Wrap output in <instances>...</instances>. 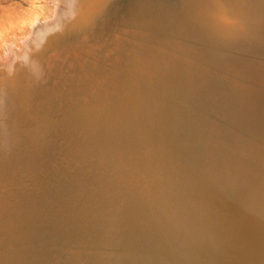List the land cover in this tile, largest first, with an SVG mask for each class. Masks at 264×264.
<instances>
[{
    "label": "rangeland",
    "instance_id": "1",
    "mask_svg": "<svg viewBox=\"0 0 264 264\" xmlns=\"http://www.w3.org/2000/svg\"><path fill=\"white\" fill-rule=\"evenodd\" d=\"M35 1V2H33ZM37 1V2H36ZM88 0H63V4H60V8L57 12V15L54 19L48 21V22H40L34 29V33L32 34V36L30 35L29 37H27L25 39V46H23L22 49H20L19 47L14 48V51L11 52L10 56V61H8V63L6 65H3L4 63L0 62V142H4L3 136L4 135H10L13 137V146H14V150L13 152L10 153H5V154H0V168L2 167L3 171H5L6 173V177L9 180L10 183H8L7 188L9 189L8 192H11L10 195H13L14 197H18V198H23L26 195V199H29L27 201L28 206L31 208V211L33 214L32 218L30 220V230L32 233H34L32 236L33 238V243L34 245H36V249L37 250H41V251H46V250H51V252H53V254L57 255L58 257H63L64 256V251L67 250L69 248V250L66 253H70V251H76L77 253L81 252V249L83 250L84 246L86 244H88L89 242H95L98 241L97 238L100 239L103 236H105V233L107 232L108 228L110 227L111 223L116 225H120L123 224V222H127L130 218H134V220H137L136 222H138L140 224L139 227V231L141 233L142 239H144V241L148 244V242L152 239L155 238L157 239V236H161L163 237V232H160L162 229L159 230V228H163V226H165L166 228H168L167 232L164 231V233L166 234L165 236L170 239V243L172 248L175 250V253L180 255V254H185L186 256H190L193 246H201V247H206L209 246V244H211L212 242V236L213 233L215 231V222L218 221V217L219 219H221V215L222 213L225 211L224 209V203L223 200L221 201V199L219 198V201L217 198H201V202L202 204H200L202 206V208L204 207V210L207 211V218L208 221H204L201 215H189L187 214L191 221H189L186 217L185 214L183 215L184 210L179 208L178 203H174V201L172 199H170V191H171V187L173 186L172 183L176 186V185H182L186 183V181L189 180H203L202 182H204L205 184L210 183L212 181H224V180H228L234 183L237 178V182L236 184L234 183V186H241V189L243 190V193L245 194L244 197H242V203L238 208L236 209L237 213V217L238 219H240V223L245 225V221L247 219H249V215H252L253 213L249 212V211H253L254 209L252 208V204L249 203L250 201V197L252 198H256L255 200L262 201L264 200V192L262 194V191H264V174H263V170H264V35L261 36V34H264V30L262 31V29H264V27L262 28V26L264 25V17H262V15L264 16V0H244L248 2L245 6V9L243 8L242 11H237V13L235 12V15H233L234 13L230 10H226L222 11L225 12V14L223 13V16L220 17L221 21L223 23H225V25H238L241 37L243 36L245 39L244 42L247 41L246 44L243 43H236L237 39L235 43L232 41L230 42V44H226V48L222 45L218 47H216V51L217 54L223 55L224 53H227V55L232 57V60L229 65V67L223 72H219L216 73L213 77H212V82H210V80L207 82H201V81H197L199 80L197 77V70L200 69H205L208 67L206 64V61L202 58V54L201 52L203 51V42L202 41H198V37L197 34L199 33V29H198V22L201 20H203V17H207V16H214L211 13L209 14V12H206V10L202 8H187L186 6L180 5L181 3L183 4L184 1L186 0H147V1H142L141 4L136 5V1L132 0L127 3V1L125 2V4H123L121 7H119V2L121 0H109L106 4H104L103 7L100 6H94L93 3L91 2H87ZM125 1V0H124ZM149 1V2H148ZM178 4H177V2ZM259 3H256V2ZM262 1V2H261ZM38 0H0V45H2V43L5 42H9L12 39V35L13 34H18L19 36L22 34L23 31V26L26 23H28V21L30 22L35 13H37V10L39 9V4H38ZM147 2V3H146ZM250 2H253L250 4ZM34 3H36L34 5ZM139 3V2H138ZM261 3V4H260ZM126 4H128L126 6ZM133 4V5H132ZM145 4L146 7H143ZM151 4V5H150ZM162 4V5H161ZM250 4V5H249ZM65 5V6H64ZM117 5V6H116ZM130 5V6H129ZM150 5V6H149ZM157 5V6H156ZM165 5V6H164ZM167 5V6H166ZM179 5V6H178ZM253 5V6H252ZM257 7H255V6ZM115 6V7H114ZM126 6V8H125ZM129 6V7H128ZM141 6V7H140ZM262 6V7H261ZM64 7V8H63ZM118 7V8H117ZM128 7V8H127ZM143 7V8H142ZM255 7V8H254ZM37 8V9H36ZM113 8V10H112ZM116 11H114L115 9ZM164 8V9H162ZM171 8V9H170ZM183 8V9H182ZM185 8V9H184ZM251 8H254L253 10ZM259 8V9H257ZM75 9V10H74ZM127 9V11H126ZM130 9V10H129ZM144 9V10H143ZM152 9V10H151ZM178 9V10H176ZM249 9V10H247ZM251 9V10H250ZM164 10V11H163ZM201 10V11H200ZM263 13H261L262 11ZM123 11V12H122ZM155 11V12H154ZM252 11V12H251ZM254 11H258L260 12V16L259 14H257ZM127 12V13H126ZM184 12V13H183ZM241 14H240V13ZM250 12L252 15H250ZM195 13V14H194ZM200 13V14H199ZM232 16H231V14ZM249 13V14H247ZM127 14V17H126ZM153 14V15H152ZM229 17H228V15ZM136 15V16H135ZM158 15V16H157ZM199 15V16H198ZM201 15V17H200ZM237 15V16H236ZM240 15V16H239ZM247 15V16H246ZM256 15V16H255ZM109 16V17H108ZM121 16V17H119ZM177 16V18H176ZM185 16V17H184ZM234 16L235 18L238 17V19L236 18L235 21L239 22L236 23L234 21ZM252 16V17H251ZM117 19V21L114 20L112 21V19ZM126 17V18H125ZM156 17V18H155ZM199 17V18H198ZM228 17V18H227ZM242 17V18H241ZM259 17V18H258ZM155 18V19H154ZM158 18V19H157ZM185 18V19H183ZM194 18V19H193ZM232 18V19H231ZM111 19V20H110ZM120 19V20H119ZM130 19V20H129ZM151 19V20H150ZM199 21H197V20ZM191 20V21H190ZM226 20V21H225ZM250 20V21H249ZM111 21V24L113 22L112 25H115V27H118L119 25L122 27V30L125 26L126 30L125 32V36L123 38V41H116L112 46L110 51H107V55L106 51L105 55H103V57H100L99 62H98V71L96 73V75H100L99 76H95V80L93 83H90L89 85H86L85 81H84V75L82 74L83 70H81L78 61L79 59L76 58V47H80L82 45V43H93L92 40L97 39V36L99 34V36L101 37V31L103 24H105L106 22ZM153 27H151V25H149L150 23ZM165 21V22H164ZM169 21V22H168ZM184 21V23L182 22ZM257 21V22H256ZM161 22V23H160ZM171 22V23H170ZM179 22V23H178ZM243 22V23H242ZM251 22V23H250ZM59 23V24H58ZM127 23V24H125ZM145 23V24H144ZM149 23V24H148ZM155 23V24H154ZM194 23V24H193ZM235 23V24H234ZM240 23L242 25V28L240 29ZM245 23L247 25H245ZM249 23V24H248ZM260 23V24H259ZM110 24V22H109ZM123 24H125L123 26ZM154 24V25H153ZM157 24V25H156ZM162 24V25H161ZM177 24V25H176ZM56 25V27H55ZM130 25H134V26H130ZM139 25V26H137ZM149 25V26H148ZM164 25V26H163ZM181 25V26H180ZM156 26V27H155ZM180 29H176V28ZM191 26V27H190ZM194 26V27H193ZM257 26V27H256ZM260 26V28H259ZM133 27V28H132ZM159 27V28H158ZM183 27V28H182ZM246 27V28H245ZM255 27V28H254ZM128 28V29H127ZM150 28V29H148ZM156 28V29H155ZM157 28H158V32H157ZM244 28V29H243ZM262 28V29H261ZM136 29V30H135ZM151 29H153V32ZM183 29V30H182ZM185 29V32H184ZM193 29V30H192ZM256 29V30H255ZM83 30V31H82ZM130 30V31H128ZM133 30V32H132ZM172 32H171V31ZM176 30H179L176 32ZM187 30V31H186ZM243 30V31H242ZM244 30H248L246 32H244ZM257 30H259L258 32H260L261 34H259L257 32ZM140 31H144L140 34ZM150 34H148L149 32ZM154 31H156L157 33H155ZM253 31V32H252ZM21 32V33H20ZM138 32V33H137ZM147 32V33H146ZM161 32V33H160ZM163 32V33H162ZM165 32V33H164ZM185 34H182V33ZM187 32V33H186ZM243 32V33H242ZM256 32V33H254ZM155 36V34H161L157 35V38L153 36V34ZM188 33H191L188 35ZM196 35H195V34ZM248 33V34H247ZM258 33V34H257ZM133 34V35H131ZM138 34V35H137ZM140 34V35H139ZM145 34V35H144ZM166 34V35H164ZM172 35L171 37L168 35ZM175 34H180L181 36L177 35L178 38H180L178 40V38L175 36ZM256 34V35H255ZM59 35V36H58ZM138 37H137V36ZM147 35L148 39L150 38V41L147 39ZM175 37H174V36ZM187 37H184V36ZM252 37H251V36ZM98 36V37H99ZM133 36V37H132ZM136 36V38H135ZM152 36V37H150ZM162 39L168 40L164 41L162 39H158L160 37ZM248 36V38L246 37ZM257 36V37H256ZM259 36V37H258ZM263 38L261 39L260 38ZM125 37H128L127 39L130 40L131 42H129L128 40L124 41ZM130 37V38H129ZM173 37V38H172ZM194 37V38H193ZM250 37V38H249ZM255 37V38H254ZM95 38V39H94ZM137 38L139 40L140 38V42L137 41ZM155 40H154V39ZM167 38V39H166ZM253 38V39H252ZM260 38V40H259ZM86 39V40H85ZM136 39V40H135ZM143 40V43L141 44V40ZM255 39V40H254ZM257 39V40H256ZM152 40V41H151ZM156 40H158L156 42ZM162 42H161V41ZM175 40V42L173 41ZM177 40V41H176ZM105 41V40H104ZM103 41V42H104ZM135 41V42H134ZM148 41V42H146ZM173 41V43L171 42ZM263 41V43H262ZM113 42V41H112ZM111 42V43H112ZM131 44H129V43ZM160 42V43H158ZM165 42V43H164ZM117 43V44H116ZM128 43V44H126ZM140 43V44H139ZM146 43H148L147 45H145ZM167 43V44H166ZM170 43V44H169ZM175 43V44H174ZM232 43V44H231ZM262 43V44H261ZM135 44V46H134ZM137 44V45H136ZM163 44V46L161 45ZM174 44V45H173ZM202 44V45H201ZM234 44V45H233ZM37 45V46H36ZM43 45V46H42ZM73 45V46H72ZM130 45V46H129ZM142 45V46H141ZM166 45H168V47H166ZM232 45V46H229ZM237 45V46H236ZM127 46V47H126ZM138 46V47H137ZM147 46V47H146ZM228 46V47H227ZM41 50H40V48ZM116 47V48H115ZM124 47V48H123ZM142 47V49H140ZM145 47V48H144ZM161 47V48H159ZM167 51H166V49ZM124 53H122L121 51ZM128 48V49H126ZM135 48V50H134ZM138 48V51H137ZM158 48V49H157ZM171 48V49H169ZM218 48V49H217ZM225 48V49H224ZM146 51H145V50ZM156 49V50H155ZM162 49V51H161ZM224 49V50H223ZM27 50V51H26ZM120 53H119V51ZM125 50V51H124ZM130 50V51H129ZM177 50V51H176ZM221 50V51H220ZM38 53H37V52ZM40 51V52H39ZM97 54H100V50H97ZM127 51V52H126ZM158 51V52H156ZM44 52V53H43ZM50 52V53H49ZM108 52H112V53H108ZM135 52V54H134ZM136 52L137 55H136ZM145 52V54H144ZM155 52V53H154ZM160 52L162 53L161 56ZM170 52V54H169ZM175 54H173V53ZM37 53V54H36ZM40 53V54H39ZM102 53L100 55H102ZM116 53V54H114ZM129 55H128V54ZM133 53V54H132ZM158 53V56L157 54ZM165 55H164V54ZM181 53V54H180ZM244 53V54H243ZM118 54V55H117ZM122 54V55H121ZM125 54V55H124ZM127 54V55H126ZM142 54V55H141ZM175 56V58L173 59L172 56ZM177 54V55H176ZM50 55V56H49ZM60 55V56H58ZM107 55V56H106ZM116 55V56H115ZM132 59H131V57ZM139 55V56H138ZM146 55V56H143ZM155 56V58L159 61H161L163 59V62L157 64L156 65H149V62H146L145 60L147 59V56ZM263 55V56H262ZM143 56V58H142ZM163 56V57H162ZM165 56V57H164ZM201 56V57H200ZM241 56V57H240ZM261 56V57H260ZM62 57V58H61ZM106 57L108 59H106ZM116 57V58H115ZM129 59H128V58ZM139 57V59H138ZM178 57V59H176ZM233 57H237V58H233ZM240 57V58H239ZM255 57V58H254ZM59 58V60H58ZM114 58V59H113ZM118 58V59H117ZM145 58V59H144ZM159 58V59H158ZM166 58V60H165ZM245 58V59H244ZM247 58V59H246ZM251 60H249V59ZM252 58V59H251ZM262 58V59H261ZM39 59V60H38ZM47 59V60H46ZM55 59V60H54ZM105 59V60H104ZM126 59V60H125ZM136 59V60H135ZM176 59V60H175ZM186 59V60H184ZM243 59V60H242ZM57 60V61H56ZM64 60V61H63ZM112 60V61H111ZM142 60V61H141ZM172 60V61H171ZM195 60H199V64H197V61ZM237 62H235V61ZM242 60V61H241ZM245 60V61H244ZM36 63H35V62ZM48 61V62H47ZM108 64H107V62ZM115 61V62H114ZM120 61V62H119ZM123 61V62H122ZM134 61H136L134 63ZM139 61V62H138ZM174 61V62H173ZM176 61V62H175ZM182 61L184 63H182ZM248 61V62H247ZM102 62V63H101ZM106 62V63H105ZM118 62V64H117ZM127 62V63H126ZM131 62V63H129ZM140 64H138V63ZM145 62V64L147 65H143V63ZM166 62V64H165ZM169 62V63H167ZM178 62H180V65L178 64ZM250 62V63H249ZM260 63V65H258ZM13 63V64H12ZM32 63L31 66H29ZM52 63V64H51ZM115 63V64H114ZM121 63V64H119ZM125 63V64H124ZM173 63V64H172ZM186 63V64H185ZM188 63V64H187ZM240 63V64H239ZM10 64H12L10 66ZM40 64V65H39ZM48 64V65H47ZM69 64V65H68ZM100 64V65H99ZM104 64V65H103ZM112 64V66L110 65ZM117 64V65H116ZM139 66H138V65ZM165 64V65H163ZM168 64V66H167ZM185 64V65H182ZM232 64V65H231ZM106 65V66H105ZM114 65H116V67L114 68ZM120 65V66H118ZM135 65V66H134ZM161 65H163L165 68L163 69V66L161 67ZM171 65V66H170ZM173 65V66H172ZM188 67H187V66ZM234 65V66H233ZM238 65V66H237ZM240 65V66H239ZM6 66L5 68L1 69L2 67ZM53 66V67H52ZM73 66V67H72ZM84 66V65H82ZM102 66V67H101ZM108 66V68H107ZM111 68H110V67ZM141 66V67H140ZM151 66V68L148 69V67ZM153 66V67H152ZM200 66V67H198ZM259 66V67H258ZM70 67V68H69ZM72 67V68H71ZM138 67V68H137ZM147 67V68H146ZM156 67V68H155ZM169 69V71L167 70V68ZM174 69H173V68ZM187 67V68H185ZM66 68V69H65ZM84 68V67H83ZM104 68V70H103ZM120 68V69H118ZM137 68V69H136ZM140 68V69H139ZM178 68V70L176 69ZM184 68V69H183ZM215 68V67H213ZM231 70H230V69ZM259 68V69H258ZM61 69V70H60ZM71 69V70H70ZM74 69V70H73ZM85 69V68H84ZM101 71L100 73V70ZM116 69V71H115ZM124 69V70H123ZM147 69V70H146ZM157 69V70H156ZM161 69V71H160ZM166 69V70H165ZM187 71H186V70ZM4 70V71H3ZM107 70V71H106ZM119 70V72H117ZM122 72H121V71ZM132 70V71H131ZM159 70V71H158ZM163 70V71H162ZM172 70V72H171ZM177 70V71H176ZM217 70V69H216ZM230 70V71H229ZM27 71V72H26ZM74 71V72H73ZM127 71V72H126ZM131 71V72H130ZM140 71V72H139ZM154 74H153V72ZM255 71V72H254ZM259 71V72H258ZM22 72V73H21ZM66 72V75H65ZM103 72V73H102ZM115 72V73H114ZM143 72V73H141ZM149 72V73H148ZM152 72V73H151ZM158 72V73H157ZM166 72V73H165ZM213 72H215V70H213ZM257 72V73H256ZM6 73V74H5ZM60 75H59V74ZM106 73V74H104ZM111 73V74H110ZM117 73V75H115ZM121 73V74H120ZM131 73V74H130ZM161 73L163 74L162 77ZM254 73V74H253ZM259 73V75H258ZM263 73V74H262ZM58 74V75H57ZM68 74V75H67ZM122 76H120V75ZM150 74V75H149ZM158 74V75H156ZM178 74V75H177ZM194 74V75H193ZM224 74V75H222ZM108 75V76H107ZM139 75H141L142 77H140ZM144 75V76H143ZM193 75V76H192ZM257 75V76H255ZM71 76V77H70ZM82 76V77H81ZM112 76V77H111ZM115 76V78H114ZM117 76V77H116ZM119 76V77H118ZM127 76V77H126ZM146 76V77H145ZM150 76L152 78H150ZM155 76V77H154ZM158 76V77H157ZM176 76V77H175ZM186 76V77H184ZM189 76V77H187ZM195 76V77H194ZM217 78H216V77ZM220 76V77H218ZM223 76V78H222ZM259 76V77H258ZM62 77H64L62 79ZM66 77V78H65ZM76 77V78H75ZM103 79H102V78ZM105 77V78H104ZM109 77V78H108ZM145 77V78H144ZM149 80H148V78ZM154 77V78H153ZM176 79H175V78ZM215 77V78H214ZM224 77H226V79H224ZM47 78V79H46ZM80 78V80H79ZM108 78V79H106ZM114 78V79H113ZM126 78V79H125ZM142 78V79H141ZM160 78V79H159ZM174 78V79H173ZM184 78V79H183ZM196 78V79H195ZM255 78V80H253ZM257 78V80H256ZM260 78V79H259ZM4 79V80H3ZM69 79V81H68ZM76 79V80H75ZM99 79V80H98ZM113 81H111V80ZM144 79V81H143ZM172 79V80H171ZM189 79V80H187ZM195 79V80H193ZM216 79V80H215ZM224 79V80H223ZM262 79V80H261ZM104 80V82H103ZM107 80V82H106ZM116 80V81H115ZM118 80V81H117ZM152 80V82H151ZM154 80L156 82H154ZM160 80V81H158ZM167 80V82H166ZM181 82H179V81ZM185 80V82H184ZM215 80V81H214ZM223 80V81H221ZM253 80V81H252ZM5 81V83H4ZM80 83H79V82ZM101 84H100V82ZM110 84L111 82L113 84ZM125 81V82H124ZM150 81V82H149ZM158 81V82H157ZM172 83V86L170 85V83ZM173 81V82H171ZM184 83H183V82ZM218 81V83L220 84V86H217L218 83H216ZM226 84H225V82ZM260 81V82H259ZM76 82V84H75ZM96 82V83H95ZM106 82V84H105ZM119 82V83H118ZM123 82V84H122ZM138 82V83H137ZM154 82V83H153ZM176 82V83H174ZM188 82V83H187ZM194 82V83H193ZM196 82V83H195ZM223 84H222V83ZM229 82V84H228ZM251 82H254L253 84ZM258 82V83H256ZM47 83V84H46ZM63 85H62V84ZM65 83V84H64ZM84 83V85H83ZM104 83V86H103ZM120 83L122 85H126L127 88L123 89L126 86H122L120 85ZM137 83V84H136ZM141 83V84H140ZM158 83V84H157ZM166 83V85H164ZM183 83V84H182ZM202 83H205L204 85H202ZM210 83V85H209ZM212 83V84H211ZM215 83V84H214ZM46 84V85H45ZM75 84V85H73ZM97 84V85H96ZM110 86H109V85ZM117 84V85H116ZM139 84V85H138ZM145 84V85H144ZM176 84H178L176 86ZM189 84V85H188ZM198 84V85H197ZM201 84V85H200ZM208 84V85H207ZM225 84V85H224ZM252 84V85H251ZM260 84V85H258ZM263 84V85H262ZM6 85V86H4ZM101 85V86H100ZM138 85V86H137ZM147 85V86H146ZM152 88H151V86ZM155 85V86H154ZM175 85V86H173ZM180 85V88H179ZM200 85V87H199ZM212 85V86H211ZM214 85V86H213ZM224 85V86H223ZM240 85V86H239ZM256 85V86H255ZM20 86V87H19ZM45 86V87H44ZM48 86V87H47ZM78 86V87H77ZM95 86V87H94ZM114 86V87H113ZM134 86V87H133ZM142 86V87H141ZM158 86V88H157ZM163 86V87H162ZM171 87V88H168ZM185 86V87H184ZM208 86V89H207ZM216 86V87H215ZM242 86V88H241ZM248 86V87H247ZM252 86V88H251ZM255 86V87H254ZM260 86V87H259ZM105 87V88H103ZM118 87V88H117ZM122 89H119V88ZM148 87V90L146 89ZM156 87V89H155ZM210 87V88H209ZM213 87V89H212ZM219 87V89L217 88ZM237 87V88H236ZM239 87V88H238ZM244 87V88H243ZM250 87V88H249ZM41 88V89H40ZM43 88V89H42ZM96 88V89H95ZM106 89L105 90H101V89ZM114 88V90L112 89ZM118 90H117V89ZM132 88V89H131ZM144 88V89H143ZM165 88V89H162ZM176 88V89H175ZM202 88V89H200ZM226 88V90H225ZM260 88V89H259ZM3 89V90H2ZM15 89V90H14ZM45 89V90H44ZM49 89V90H48ZM100 89V90H99ZM108 89V91H107ZM111 89V90H110ZM142 89V90H141ZM163 91H162V90ZM168 89V90H166ZM185 89V90H184ZM196 89V90H195ZM207 89V90H206ZM211 89V90H209ZM216 89V90H215ZM222 89V90H221ZM228 89V90H227ZM236 89V90H235ZM241 89L239 92L238 90ZM259 91H258V90ZM5 90L7 92H5ZM38 90V91H37ZM92 90V91H91ZM98 90V91H97ZM116 90V91H115ZM124 90V91H123ZM125 93V91H127ZM133 90V91H132ZM146 90V92H144ZM164 90H166L164 92ZM188 90V91H187ZM199 90V91H198ZM206 90V91H205ZM219 90V91H218ZM251 90L253 92H251ZM258 93H257V91ZM2 91V92H1ZM4 91V92H3ZM27 91V92H25ZM104 94H103V92ZM110 91H115L110 93ZM156 91V92H155ZM162 91V92H161ZM178 91V93H177ZM180 91V92H179ZM197 91V92H196ZM208 91V92H207ZM212 91V92H211ZM46 92V93H45ZM67 92V93H66ZM132 92V93H131ZM140 92V94H138ZM144 92V93H143ZM149 92V93H148ZM183 92V95H181V93ZM192 92V93H191ZM207 92V93H206ZM211 92V93H210ZM218 92V93H217ZM221 92V93H220ZM242 92V93H241ZM5 93V94H4ZM11 93V94H10ZM18 93V94H17ZM21 93V94H20ZM26 93V94H25ZM45 93V95H44ZM49 93V94H48ZM72 93V94H71ZM108 93V94H107ZM135 93V95H134ZM137 93V94H136ZM180 93V94H179ZM202 93V94H201ZM205 95H204V94ZM215 93V94H214ZM233 93V95L231 94ZM240 93V95H239ZM20 94V95H19ZM48 94V95H47ZM67 94V95H66ZM115 94V95H114ZM125 94V95H124ZM131 96H128L130 95ZM173 96H172V95ZM175 94V95H174ZM189 94V95H187ZM196 96H195V95ZM211 94V95H210ZM218 94V95H216ZM220 94V95H219ZM227 94V95H225ZM230 94V95H229ZM238 94V95H237ZM245 94V95H244ZM255 94V95H254ZM38 95V96H37ZM64 97H63V96ZM75 95V96H72ZM99 95V96H97ZM102 95V97H100ZM141 97H140V96ZM164 96L163 97H161ZM181 98H179V96ZM242 95V96H241ZM244 95V96H243ZM253 97H252V96ZM20 96V97H19ZM83 96V98H81ZM104 96L106 97V99L104 98ZM114 96V97H112ZM118 96V97H117ZM121 96V97H120ZM133 96V97H132ZM143 96H145L143 98ZM148 96V97H147ZM189 96V97H188ZM198 96V97H197ZM209 96V97H208ZM213 96V98H212ZM216 96V97H215ZM218 96V97H217ZM223 98H222V97ZM229 96V97H227ZM236 96V97H235ZM239 96V97H238ZM250 96V97H249ZM19 99H18V98ZM37 97V98H36ZM48 97V98H47ZM55 97V98H54ZM75 97V98H74ZM129 97V98H128ZM138 97V98H137ZM151 97V98H150ZM155 97V98H154ZM171 97V98H170ZM183 97V98H182ZM194 97V98H193ZM196 97V98H195ZM232 97V98H230ZM257 97V98H256ZM2 98V99H1ZM12 98V99H11ZM22 98V99H21ZM69 98V99H68ZM128 98V99H127ZM133 98V99H131ZM135 98V99H134ZM165 98L167 100H165ZM178 98V99H177ZM188 98V99H187ZM191 98V99H190ZM216 98V99H214ZM220 98H222L220 100ZM236 98V99H235ZM255 98V99H254ZM6 99V100H4ZM31 99V101H30ZM41 99V100H40ZM44 99V100H43ZM62 99V100H60ZM64 99V100H63ZM67 102H66V100ZM73 99V100H71ZM75 99V101H74ZM101 99V101H99ZM105 99V100H104ZM111 99V100H110ZM123 99V100H122ZM128 101H126V100ZM129 99L132 100L129 103ZM139 100V101H135V100ZM144 99V100H143ZM155 99V101H154ZM164 99V100H163ZM169 99V100H168ZM195 99V102H194ZM198 99V100H197ZM209 99L211 102H209ZM219 99V100H217ZM231 99V100H230ZM234 99V100H232ZM252 99V100H251ZM13 100V101H12ZM46 100V101H45ZM81 100V101H80ZM108 100V102L106 101ZM116 100V101H115ZM122 100V101H120ZM163 100V101H162ZM185 102H184V101ZM225 100V101H224ZM259 100V101H258ZM25 101V102H23ZM42 101V102H41ZM57 102V104H55ZM64 101V102H62ZM69 101V102H68ZM73 101V102H72ZM78 103H77V102ZM91 101V102H90ZM94 103H93V102ZM115 101V102H114ZM193 101V102H192ZM217 101V102H216ZM220 101V102H219ZM224 101V103L222 102ZM227 101V103H225ZM229 101V103H228ZM17 102V103H16ZM30 102V103H29ZM55 102V103H54ZM62 102V103H61ZM114 102V103H113ZM122 102V103H120ZM133 104H132V103ZM146 102V104H145ZM177 102V103H176ZM180 102V103H178ZM187 102V103H186ZM192 102V104H191ZM221 104H219V103ZM239 102V103H238ZM35 103V104H34ZM41 103V104H40ZM50 107H49V104ZM54 103V104H53ZM66 103V104H65ZM77 103V104H76ZM91 103V104H90ZM100 103V105H98ZM119 103V104H118ZM127 103V104H126ZM140 103V105H139ZM159 105H157V104ZM175 103V104H174ZM180 107H178V104ZM217 103V104H215ZM232 103V104H230ZM32 104V106L30 105ZM34 104V105H33ZM65 106H64V105ZM70 104V107H68ZM73 104V105H71ZM76 104V105H74ZM112 104V105H111ZM135 104V105H134ZM142 104V105H141ZM156 104V105H154ZM165 104V105H164ZM169 104V105H167ZM186 104V105H185ZM226 104L227 107L225 106ZM240 106H237V105ZM255 104V106H254ZM5 105V106H4ZM42 105V106H41ZM47 105V107H46ZM80 105V106H79ZM90 105V106H89ZM122 105V106H121ZM123 105H126V107ZM149 105V106H147ZM161 105V106H160ZM171 105V107H170ZM188 105V106H187ZM261 105V106H260ZM25 106V107H24ZM53 106V107H52ZM58 106V107H57ZM59 106L60 109L59 110ZM74 106V108H73ZM100 106V107H99ZM106 106V107H105ZM119 106V107H118ZM130 108L129 110L127 109ZM142 108H141V107ZM148 108H147V107ZM151 106V108H150ZM176 106V107H174ZM183 106L184 109H183ZM210 106V107H209ZM225 106V109H224ZM232 106V108H231ZM28 107V108H27ZM35 107V109H34ZM40 107V108H39ZM69 108V110L67 108ZM80 107V109L78 108ZM112 107V108H111ZM121 107V108H120ZM125 109H123V108ZM135 107V108H134ZM146 109H145V108ZM188 107V108H187ZM259 107V108H258ZM32 108V109H31ZM53 108V109H50ZM56 108V109H55ZM66 108V109H65ZM72 108V110L70 109ZM119 108V109H118ZM165 108V109H164ZM171 108H173L170 111ZM178 108V109H177ZM182 108V109H181ZM212 108V109H211ZM218 109V111L216 109ZM222 108V109H221ZM237 108V109H236ZM21 109V110H20ZM34 109V110H33ZM38 109V110H37ZM46 109V110H44ZM48 109H50L48 111ZM65 109V112H64ZM78 109V110H77ZM95 109V110H94ZM123 109V110H121ZM145 110V112L143 113V111L141 110ZM150 109V110H149ZM159 111H158V110ZM187 109V110H186ZM263 109V110H262ZM31 110V111H29ZM33 110V111H32ZM44 110V111H43ZM120 110V111H119ZM128 110V111H126ZM136 110V111H135ZM149 110V111H148ZM176 110V112H175ZM180 110V111H179ZM189 110V111H188ZM192 110V111H191ZM214 110V111H213ZM226 110V111H225ZM239 112H238V111ZM249 110V111H248ZM255 110V111H254ZM25 111V112H24ZM37 111V113H36ZM40 111V112H39ZM53 111V112H52ZM57 111V112H55ZM61 111V112H59ZM97 111V112H96ZM140 111V112H139ZM155 111V113H154ZM212 111V112H211ZM231 111V112H230ZM50 112V113H49ZM63 112V113H62ZM73 112V114L71 113ZM92 112V113H91ZM128 112V113H127ZM137 112V113H136ZM145 114V115H143ZM151 112V113H150ZM158 112V113H157ZM160 112V113H159ZM170 112V113H169ZM184 112V114H183ZM187 112V113H185ZM218 112H220L218 114ZM227 112V113H226ZM234 112V113H233ZM238 112V113H237ZM242 112V113H241ZM27 113V114H26ZM32 113V114H31ZM44 113V114H43ZM51 113H52V117H51ZM66 113V114H65ZM78 113V115L76 114ZM88 113V114H87ZM104 113V114H103ZM115 113V114H113ZM122 113V114H121ZM127 113V114H126ZM142 115H141V114ZM174 115H172V114ZM183 115H182V114ZM216 113L218 114L216 116ZM244 113V114H243ZM45 116L43 117L42 115ZM50 114V116H49ZM65 114V115H63ZM73 117H72V115ZM75 114V115H74ZM82 114V115H81ZM102 114V116H101ZM129 114V115H128ZM134 114H138L135 115ZM154 114H158L156 117H153ZM179 116H178V115ZM213 114V115H212ZM215 114V115H214ZM225 114V115H224ZM231 114V117L230 115ZM236 114V115H235ZM239 114V115H238ZM27 115V116H26ZM33 115V116H32ZM35 115V116H34ZM37 115V116H36ZM56 115V116H54ZM62 115V116H60ZM71 115V116H70ZM95 115V116H93ZM114 115H116L114 117ZM120 115V116H119ZM123 115V116H122ZM127 117H126V116ZM144 116V117H140ZM152 115V116H151ZM172 115V116H171ZM177 115V116H176ZM223 115V116H221ZM32 116V117H31ZM40 116V117H39ZM70 116V117H69ZM86 116V117H85ZM101 116V117H100ZM105 116V117H104ZM114 118H112V117ZM121 119L120 120V118ZM148 116H150L149 119ZM155 116V115H154ZM174 116V118H172ZM212 116V117H211ZM218 117V120L214 117ZM221 116V117H220ZM235 116V117H234ZM23 118V121L21 122V119ZM26 117L28 119H26ZM34 117V119H33ZM38 117V118H37ZM56 117H59L61 119H58ZM118 117V118H117ZM133 117V118H132ZM166 117V118H165ZM170 117V118H169ZM179 117V118H178ZM183 117V119H182ZM186 117V118H185ZM223 117V118H222ZM228 117V118H226ZM233 117V118H232ZM242 117V118H241ZM31 120H30V119ZM36 118V119H35ZM44 118V119H43ZM52 118H55L54 120H52ZM80 118V119H79ZM139 118V119H138ZM152 118L157 120H152ZM230 118V120H229ZM237 118V119H236ZM26 119V120H25ZM40 119V120H39ZM51 119V120H50ZM64 119V120H62ZM94 119V120H93ZM97 119V120H96ZM117 119V120H115ZM133 119V120H132ZM141 119V120H140ZM151 119V120H150ZM162 119V120H161ZM164 119V120H163ZM173 119V120H172ZM222 119V120H221ZM34 120V121H33ZM37 120V121H36ZM44 123H42V121ZM46 120V121H45ZM69 120V121H67ZM79 120H81L79 122ZM105 120V121H104ZM111 120V121H110ZM128 120V121H127ZM149 120V121H148ZM167 120V121H166ZM183 120V121H182ZM184 120H186V122H184ZM215 120L216 122H214V127L212 126L213 121ZM221 120V122L219 121ZM28 121V122H27ZM33 121V122H30ZM36 121V122H35ZM52 121V122H51ZM55 121V122H54ZM60 123H59V122ZM63 121V122H62ZM74 123H72V122ZM84 121V122H83ZM87 121V122H85ZM137 121V122H136ZM143 121V122H142ZM147 123H146V122ZM155 121V122H154ZM166 121V122H164ZM172 121V122H169ZM224 121V123H223ZM228 121V122H227ZM232 121V122H231ZM40 122V123H38ZM46 122V123H45ZM49 122V123H48ZM62 122V123H61ZM65 122V123H64ZM95 122V124H94ZM107 122V123H106ZM109 122V123H108ZM111 122V123H110ZM115 122V123H114ZM124 122V123H123ZM154 122V124H153ZM159 122V123H158ZM189 122V123H188ZM23 123V124H22ZM30 125H29V124ZM36 123V124H35ZM55 124V125H52ZM69 123V124H68ZM76 123V124H75ZM84 123L86 124L84 126ZM92 123V124H91ZM127 123V124H125ZM133 123V124H132ZM138 123V124H137ZM142 123V124H141ZM150 123V124H149ZM185 123V125H184ZM222 123V124H221ZM230 123V124H229ZM28 124V126H27ZM41 124V126H40ZM43 124V125H42ZM48 127H47V125ZM58 124H60L58 126ZM64 124V125H63ZM66 124V125H65ZM74 124V125H73ZM88 124V125H87ZM105 124V125H104ZM109 124V125H107ZM141 124V125H140ZM149 124V125H147ZM171 124V126H170ZM217 124V125H216ZM229 124V125H228ZM73 125V126H72ZM78 125V127H77ZM91 125V126H90ZM147 125V126H146ZM188 125V126H187ZM216 125V126H215ZM224 125V126H223ZM238 125V127H237ZM32 126V127H31ZM55 130H54V128ZM56 126V127H55ZM58 126V127H57ZM63 126V127H62ZM66 128H65V127ZM72 126V127H71ZM83 126V127H82ZM96 126V127H95ZM105 126V127H104ZM152 126V128H150ZM156 128H155V127ZM186 126V128H185ZM221 126V128H220ZM38 129H37V128ZM52 127V128H51ZM117 127V128H116ZM168 127V129H167ZM170 127V128H169ZM183 127V128H182ZM197 127V128H196ZM212 127V129H211ZM216 127V128H215ZM30 128V130H29ZM49 128V129H47ZM71 128V130H70ZM79 128V129H78ZM105 128V129H104ZM119 128V129H118ZM134 128V129H133ZM163 128V129H161ZM175 128V129H174ZM179 128V130H178ZM187 129L188 131L186 132L185 130ZM190 131H189V129ZM193 128V129H192ZM199 128V129H198ZM224 128V129H223ZM230 128H231V132H230ZM32 129V130H31ZM46 129V130H45ZM63 129V130H62ZM76 129V130H75ZM81 129V130H80ZM148 131H147V130ZM150 129V131H149ZM153 129V130H152ZM162 131H161V130ZM178 131H177V130ZM182 129V130H181ZM192 129V130H191ZM214 129V133L212 132V130ZM217 129V130H216ZM223 129V130H222ZM34 130V131H33ZM44 130V132H42ZM53 130V131H52ZM66 130V132L64 131ZM86 130V132H85ZM120 130V131H119ZM129 130H131L132 132L130 133ZM135 130V131H134ZM152 130V132H151ZM159 130V132H158ZM32 131V132H31ZM51 131V132H48ZM70 131V132H69ZM74 131V132H73ZM99 131V132H98ZM106 131V132H105ZM116 131V132H115ZM172 131V132H170ZM182 131V132H181ZM241 131V132H240ZM252 131V132H251ZM24 132V133H23ZM39 132V133H38ZM46 132V133H45ZM48 132V133H47ZM58 132V133H57ZM61 132V135H59ZM65 132V133H64ZM72 132V133H71ZM89 132V133H88ZM95 132V133H94ZM111 132V133H110ZM114 132V133H113ZM127 132V134H126ZM150 136H149V134ZM158 132V133H157ZM169 132V133H167ZM173 132H177L174 133ZM180 134H179V133ZM188 133V136L186 133ZM192 132H194L192 134ZM198 132V133H197ZM203 134L202 138L204 139L202 142V138H201V133ZM221 132V133H220ZM236 132V133H235ZM31 133V134H30ZM41 133V134H40ZM57 133V134H56ZM91 133V134H90ZM98 133V134H97ZM146 133V134H145ZM156 133V134H153ZM160 133V134H159ZM186 135H185V134ZM197 133V134H196ZM205 133V134H204ZM231 133V134H229ZM51 136H50V135ZM55 134V135H54ZM85 134V135H84ZM101 134V135H99ZM139 134V135H138ZM148 134V135H147ZM177 134V135H176ZM184 134V135H182ZM190 134V135H189ZM200 134V136L198 135ZM219 134V136L217 135ZM221 134V135H220ZM252 134V135H251ZM47 135V136H46ZM68 135V136H67ZM89 135V136H88ZM108 135V137L106 136ZM121 135V136H120ZM125 135V136H124ZM136 137L134 138L133 137ZM146 135V136H145ZM153 135V136H152ZM166 135V136H165ZM179 135V136H178ZM182 139H181V137ZM193 135V136H191ZM198 135V136H195ZM244 137H243V136ZM31 136V137H30ZM35 138H33V137ZM37 136V137H36ZM40 136V137H39ZM42 136H44L42 138ZM54 136V137H53ZM58 136V137H56ZM102 136V137H101ZM110 136V137H109ZM130 136V139H129ZM141 136V137H140ZM148 136V137H147ZM165 136V137H164ZM178 136V138H177ZM195 136L194 140H192V138ZM232 136V137H231ZM234 136V137H233ZM240 136V137H239ZM57 139H56V138ZM63 137V139H62ZM117 137V138H116ZM124 137V138H123ZM153 139H149L152 138ZM156 137V138H155ZM164 137V138H163ZM189 137V138H188ZM191 137V138H190ZM200 137V138H198ZM210 137V140H208ZM221 140H218V138ZM221 137V138H220ZM226 137V138H225ZM41 140H38V139ZM51 138V139H50ZM85 138V139H84ZM93 138V139H92ZM101 138V139H100ZM120 138V139H119ZM134 138V139H133ZM145 138V139H144ZM147 138V139H146ZM184 138V139H183ZM197 138V139H196ZM213 138V139H212ZM233 138V139H232ZM249 138V139H247ZM259 138V139H258ZM28 139V140H26ZM55 139V141H54ZM69 139V140H68ZM76 139V140H75ZM77 139H79L77 141ZM119 141H118V140ZM141 139V140H138ZM144 139V140H143ZM177 139V140H175ZM185 139L186 142H185ZM200 139V140H198ZM225 139V140H224ZM229 139V140H228ZM251 139V140H250ZM48 140V141H46ZM51 140V141H50ZM63 140V141H62ZM66 140V141H65ZM117 140V141H115ZM131 140V141H130ZM150 140V141H148ZM190 140V141H189ZM208 140V141H207ZM213 140V141H212ZM228 140V141H227ZM123 141V142H122ZM125 141L127 143H125ZM137 141V142H135ZM140 143H139V142ZM145 141V143H144ZM147 141V142H146ZM230 141L234 142V143H230ZM33 144H32V143ZM76 142V143H73ZM100 142V143H98ZM102 142V143H101ZM131 144H130V143ZM135 142V143H133ZM141 142L143 145H141ZM149 142V143H148ZM151 142V143H150ZM154 142V143H153ZM156 142V143H155ZM162 142V143H161ZM184 142V143H183ZM199 142V143H198ZM201 142V144H200ZM220 144H219V143ZM250 142L252 144H250ZM30 143V144H29ZM37 143V144H36ZM60 143V144H59ZM66 143V145H64ZM83 143V144H82ZM126 145H125V144ZM204 143V144H203ZM207 143V144H206ZM214 143V144H212ZM227 143L229 145H227ZM35 144V145H34ZM41 144V145H40ZM70 144V145H69ZM79 144V145H78ZM89 144V145H88ZM104 144V145H103ZM124 144V145H123ZM139 148L135 146V145ZM141 146H140V145ZM145 144V145H144ZM148 144V145H147ZM186 144V145H185ZM190 144V145H189ZM194 144V145H193ZM199 145V150L198 149V145ZM216 144V145H215ZM225 146H224V145ZM234 144V146H233ZM238 144V145H237ZM248 144V145H247ZM31 147H30V146ZM40 145V146H39ZM57 145H59L58 148ZM62 145V146H61ZM75 145V146H74ZM92 145V146H91ZM101 145V146H100ZM131 145V146H130ZM140 147H139V146ZM147 145V146H146ZM150 145V146H149ZM156 145V146H154ZM181 145V146H180ZM188 145V146H187ZM209 145H213V147L209 146ZM221 145V146H220ZM26 146V147H25ZM43 146V147H42ZM69 146V147H68ZM77 146V148H76ZM81 146V147H80ZM129 146V147H127ZM143 146V147H142ZM177 146V147H175ZM184 148H181V147ZM193 146V147H191ZM203 146V147H201ZM218 148H216V147ZM33 148V152L31 151V149L29 148ZM39 149H38V148ZM54 147V148H53ZM66 147V148H65ZM86 147V148H85ZM105 147V148H104ZM121 147V148H120ZM124 147V148H122ZM132 147V148H130ZM142 147V149H141ZM155 150H154V148ZM174 147V148H173ZM221 147V148H220ZM224 147V148H222ZM35 148V149H34ZM38 150H37V149ZM62 148V149H61ZM64 148V149H63ZM127 148L129 149L127 151ZM137 152H135L136 150ZM157 148V149H156ZM170 148V149H169ZM195 151H193V149ZM196 148L198 150H196ZM209 148V149H208ZM233 150H232V149ZM237 151H235V149ZM242 148V149H241ZM16 149V150H15ZM74 149V150H72ZM83 149V150H82ZM100 149V150H99ZM134 149V150H133ZM148 149V150H147ZM160 149V150H159ZM181 149V150H180ZM184 149V150H183ZM186 149V150H185ZM188 149L192 150L189 151ZM206 152H205V150ZM213 149V150H212ZM221 149V150H220ZM223 149V150H222ZM231 151H230V150ZM22 150V151H21ZM29 150V151H28ZM67 152H66V151ZM86 150V151H85ZM99 150V151H98ZM133 150V151H131ZM203 150V151H202ZM211 150V151H210ZM217 150V153H216ZM224 152V153H220V151ZM239 150V151H238ZM20 151V152H19ZM31 151V152H30ZM54 151V152H53ZM84 151V152H82ZM141 151V152H140ZM151 151V152H150ZM154 151V152H153ZM168 151V152H167ZM187 151V152H186ZM215 151V152H214ZM234 151V152H233ZM25 152V153H24ZM41 152V153H40ZM65 152V153H64ZM79 152L77 154H74ZM86 152V154H85ZM99 152V153H98ZM109 152V153H108ZM126 152V153H125ZM146 152V154L144 153ZM149 152V154H148ZM161 156H160V154ZM166 152V153H165ZM171 152V153H170ZM176 152V154H175ZM183 152V153H182ZM185 152V153H184ZM196 152V153H193ZM200 152V153H197ZM201 152L203 154L202 158L204 157V161H206L207 163L202 161L201 157ZM230 152V153H229ZM236 152V153H235ZM16 153V154H15ZM19 153V154H18ZM21 153V154H20ZM36 153V154H35ZM60 153V154H59ZM71 153V155H70ZM91 153V154H90ZM115 153V155H114ZM164 153V154H162ZM168 153V154H167ZM190 153V154H189ZM206 153V154H205ZM228 153V154H226ZM237 155V158L235 157V154ZM239 153V154H238ZM9 156H8V155ZM26 156L24 158V156ZM40 154V155H39ZM48 154V155H47ZM126 154V155H125ZM133 154V155H132ZM135 154V155H134ZM140 154V155H137ZM185 154V155H184ZM189 154V155H188ZM211 154V155H210ZM218 154V155H215ZM222 154V155H220ZM30 155V156H29ZM39 155V156H38ZM42 155V156H41ZM51 155V157L49 158V156ZM58 155V156H57ZM60 155V156H59ZM66 157H65V156ZM74 155V156H73ZM76 155V156H75ZM145 155V156H144ZM163 155V156H162ZM165 155V156H164ZM171 155V156H169ZM183 155V156H181ZM188 155V158L186 157ZM193 155V156H192ZM215 155V156H214ZM234 157H233V156ZM29 156V157H28ZM36 156V158H35ZM45 156V157H44ZM72 158H71V157ZM101 156V157H100ZM133 158H132V157ZM148 156V159H147ZM152 156V157H151ZM167 156V157H166ZM170 158H169V157ZM178 156V157H177ZM180 156V157H179ZM199 156V157H198ZM210 156V157H209ZM214 156V157H212ZM220 156V158H219ZM228 156V157H226ZM10 157V159H8ZM21 157V158H20ZM31 157V158H30ZM44 157V158H43ZM57 157V158H56ZM94 157V158H93ZM115 159H114V158ZM117 157V160H116ZM125 159H124V158ZM137 157V158H136ZM139 157V160H138ZM141 157V158H140ZM162 158L163 160L161 161L160 158ZM173 157V158H171ZM195 157L197 159H195ZM223 157H225V159H222ZM5 158V159H4ZM28 158V159H27ZM30 158V159H29ZM38 158V159H37ZM40 158V159H39ZM46 158V159H45ZM48 158V159H47ZM64 161L61 164V159ZM80 158V159H78ZM154 158V159H153ZM159 160H158V159ZM169 158V159H168ZM179 158V159H178ZM209 158V159H207ZM212 158V160H210ZM216 160L214 161L213 160ZM219 158V160H218ZM16 159V160H15ZM25 159V160H24ZM68 159V160H67ZM77 159V160H76ZM89 159V160H88ZM92 159V160H91ZM119 159V160H118ZM146 159V160H144ZM153 159V160H152ZM182 159V162H181ZM186 159V160H185ZM192 159V161H191ZM227 159V160H226ZM233 159V160H231ZM236 159V161H235ZM240 159V160H239ZM245 159V160H244ZM5 160V161H4ZM10 160V162H9ZM18 160V161H17ZM41 163H40V161ZM55 162V164L52 161ZM72 160V161H71ZM76 160V161H74ZM84 160H86L84 162ZM143 160V161H142ZM152 160V161H151ZM167 160V161H166ZM190 160V161H188ZM209 160V161H208ZM221 160V161H220ZM223 160V161H222ZM226 160V161H225ZM238 160V162H237ZM244 160V161H243ZM2 161V163H1ZM4 161V162H3ZM20 161V162H19ZM58 161V163H57ZM69 161V162H68ZM82 161V162H80ZM88 161V162H87ZM104 161V162H103ZM118 161V162H116ZM122 161V162H121ZM137 161V162H135ZM142 163H139L141 162ZM146 161V162H145ZM173 161V162H172ZM181 162L179 164H177L178 162ZM197 161V162H196ZM213 161V162H212ZM218 161V162H217ZM233 164H232V162ZM243 161V162H242ZM19 162V163H18ZM50 162V163H49ZM76 162V163H75ZM116 162V163H115ZM133 162V163H130ZM148 162H152L148 164ZM160 162H162L160 164ZM166 162V163H165ZM186 162V163H185ZM188 162V163H187ZM191 162V164H189ZM200 162V163H199ZM210 162V163H208ZM238 164H237V163ZM242 162V163H241ZM246 162V164H245ZM16 163V164H15ZM39 163V164H38ZM84 163V164H82ZM107 163V165L105 164ZM112 163V164H111ZM124 163V164H123ZM137 163L139 165H137ZM145 163V164H144ZM154 163V164H153ZM170 163V164H169ZM193 163V164H192ZM198 163V164H197ZM214 163V164H213ZM220 164H224L225 167H230L229 168H224V166L219 165ZM231 163V164H230ZM19 164V165H18ZM52 164V165H51ZM59 164V166H58ZM64 164V165H63ZM72 166H71V165ZM88 164V165H87ZM116 164V166H115ZM125 164L127 166H125ZM163 164V165H162ZM168 164V165H167ZM175 164V165H174ZM195 164V165H194ZM197 164V165H196ZM205 164V165H204ZM208 164V165H207ZM210 164V165H209ZM212 164V165H211ZM217 164V165H216ZM249 164V165H248ZM255 164V165H254ZM262 164V165H261ZM18 165V166H17ZM31 167H30V166ZM35 169H34V166ZM39 165V166H38ZM44 165V166H43ZM62 165V166H61ZM123 165V167H122ZM136 165V166H135ZM153 165V166H152ZM172 165V167H171ZM187 165V166H185ZM227 165V166H226ZM237 165V166H236ZM245 165V166H243ZM7 166V168H6ZM49 168H48V167ZM54 166H58L61 168L58 170L56 167L54 169ZM107 166V167H106ZM111 168H110V167ZM143 166V167H142ZM152 166V167H150ZM160 166V167H159ZM166 166V167H165ZM170 166V167H169ZM176 166V167H175ZM191 166V167H189ZM195 166V168L193 167ZM199 166V168L197 167ZM201 166V167H200ZM209 166V168H208ZM213 166H216L213 167ZM219 166V167H218ZM222 166V167H220ZM233 166V167H232ZM234 166H236L234 168ZM251 169H250V167ZM19 167V168H18ZM33 167V168H32ZM39 167V168H38ZM69 167V168H68ZM73 168L75 170V172L77 173V180L79 182L78 186H77V191L76 193L78 194H74V196L67 202L66 205H61L59 204V202L56 201H51V193L50 192V187L53 184H57V179L55 181V179H52L51 173L50 171L55 170V171H59L61 176L60 178L62 179H67V180H73L71 174L69 173L70 168ZM78 168V170L76 168ZM89 167V169H87ZM165 169H164V168ZM180 167V168H179ZM186 167V168H184ZM208 170H207V168ZM211 167V168H210ZM244 167V168H242ZM14 168H16V170L14 171ZM46 168V170H45ZM68 168V169H67ZM98 171H97V169ZM107 168V170H105ZM116 168V169H114ZM121 168V169H120ZM149 168V169H148ZM168 168L170 170H168ZM256 168L259 169L255 170ZM1 169V170H2ZM32 171H31V170ZM40 169V170H39ZM49 169V170H48ZM52 169V170H51ZM63 169V170H62ZM93 169V170H92ZM119 169V171H118ZM134 171H133V170ZM160 169V170H159ZM164 171H161L163 170ZM167 169V170H166ZM178 169V170H176ZM184 171V173L182 170ZM189 169V170H188ZM194 170L195 173H198V170L200 169L198 176H196L197 174H195L194 172H191ZM196 169V171H195ZM220 169V170H217ZM222 169H226V170H222ZM232 169V170H231ZM9 170V171H8ZM23 170V171H21ZM67 170V171H66ZM77 170V171H76ZM82 170V172H81ZM91 170V171H90ZM95 170V172H94ZM104 170V171H103ZM117 170V171H116ZM131 170V171H128ZM140 170V171H139ZM154 170V171H153ZM174 170L176 172H174ZM181 170V171H180ZM212 170V171H211ZM215 172H214V171ZM222 170V171H221ZM247 170V171H246ZM250 170V171H249ZM253 170V171H251ZM14 171V172H13ZM22 173H21V172ZM86 173H84V172ZM90 171V173H89ZM93 171V172H92ZM100 171V173H99ZM110 171V172H109ZM113 171V172H112ZM125 171V172H124ZM158 171V172H157ZM209 171V172H208ZM219 174H217L218 172ZM226 174V176L223 177L224 172ZM234 174H233V172ZM64 172V173H63ZM80 172V173H79ZM98 174H97V173ZM106 172V173H105ZM118 172V173H117ZM120 172V173H119ZM124 172V173H123ZM131 172V173H130ZM159 172L162 174H159ZM166 172V174H165ZM173 172V174H171ZM180 174H177V173ZM202 172V174L200 173ZM205 172V173H204ZM207 172V173H206ZM223 172V173H222ZM247 172V173H246ZM254 172V173H253ZM9 173L11 175H9ZM32 173V174H31ZM102 173V174H101ZM117 173V174H116ZM148 173V174H147ZM159 175H158V174ZM191 173H193L191 175ZM245 173V174H244ZM252 173V175L250 174ZM258 173V174H257ZM262 173V175H261ZM16 176H15V175ZM27 174V175H26ZM35 174V175H34ZM39 174V175H38ZM83 174V176L81 175ZM97 174V175H96ZM101 174V175H99ZM108 174V176H107ZM119 174V175H118ZM122 174V175H121ZM129 176H128V175ZM140 174V175H139ZM182 174V175H181ZM186 174V175H185ZM190 174V175H188ZM201 174V175H200ZM212 174V175H209ZM216 176L217 178H213L214 176ZM224 174V175H225ZM236 174V175H235ZM257 179L256 178V176ZM20 175V176H19ZM42 175V176H41ZM67 175V176H65ZM104 175V176H102ZM117 175V177H115ZM121 175V177H120ZM139 175V176H138ZM157 175V176H156ZM169 175V176H168ZM189 178H188V176ZM194 175V176H193ZM204 175H206L204 177ZM208 175V176H207ZM221 177H220V176ZM228 175H230L228 177ZM14 176V177H13ZM28 176V178H27ZM32 176V177H31ZM86 176V177H85ZM95 176V178H94ZM96 176H99L96 177ZM113 176V177H112ZM154 176V177H153ZM165 176V178H164ZM176 176V177H175ZM185 176V177H184ZM203 176V177H202ZM212 176V177H211ZM219 176V177H218ZM249 176H251L249 178ZM260 176V177H259ZM13 177V179H12ZM38 177V178H37ZM47 177V179H46ZM88 177H92L87 179ZM111 177V179H110ZM115 177V178H114ZM142 177V178H140ZM160 177V178H158ZM167 177V178H166ZM188 179H187V178ZM194 177V178H193ZM207 177V178H206ZM234 177V178H233ZM17 178V180H16ZM19 178V179H18ZM23 181H21V179ZM51 178V179H50ZM70 178V179H69ZM84 178V179H83ZM104 178V179H103ZM112 178L114 180H112ZM129 178V179H127ZM132 178V179H131ZM155 178V179H154ZM177 178V179H176ZM184 178V179H183ZM211 181H210V179ZM225 178V179H223ZM229 178V179H228ZM233 178V179H232ZM252 178V179H251ZM254 178V179H253ZM11 179L13 181H11ZM18 182V184L15 183ZM36 179V181L34 180ZM81 179V180H80ZM86 179V180H85ZM99 183H97L95 180ZM101 179L103 180V184L101 183ZM120 179V181H119ZM134 179V180H133ZM154 179V180H153ZM207 179V180H206ZM247 179V180H246ZM249 179V180H248ZM256 179V180H255ZM50 180V182H49ZM83 180V181H82ZM85 180V181H84ZM104 180H105V184H104ZM162 180V181H161ZM185 180V181H184ZM262 180V181H261ZM25 181V182H24ZM35 181V182H34ZM88 181V182H87ZM95 183H93V182ZM144 181V182H143ZM154 181V182H153ZM183 181V182H181ZM253 181V182H252ZM261 183V186L258 183L256 184V182ZM14 182V183H13ZM24 182V183H23ZM41 184H40V183ZM54 182V183H53ZM92 182V183H91ZM108 182V183H107ZM113 182V183H111ZM142 182V183H141ZM167 182V183H165ZM178 182V183H177ZM180 182V183H179ZM251 185H250V183ZM27 183V184H26ZM32 183V184H31ZM46 183V184H45ZM48 183V184H47ZM52 183V184H51ZM84 185V187L81 185ZM87 183V184H86ZM91 183V184H90ZM117 183V184H116ZM148 183V185H147ZM161 185H158V184ZM164 183V184H163ZM263 183V186H262ZM13 184V186H12ZM23 184V185H22ZM26 184V186L24 185ZM30 184V186H29ZM61 184V183H60ZM92 186H89V185ZM119 184V185H118ZM152 184V186L150 185ZM169 184V185H168ZM253 184V185H252ZM257 185V187L255 185ZM17 185V186H16ZM62 185V184H61ZM97 185V186H96ZM116 185V186H115ZM118 185V186H117ZM137 185V186H136ZM158 185V186H157ZM245 185V187L243 186ZM11 186V187H10ZM22 186V187H20ZM24 186V187H23ZM32 186V187H31ZM60 186V185H59ZM94 186H96L97 188H95ZM104 186V187H101ZM106 186V188H105ZM130 186V187H129ZM151 186V187H150ZM160 186V187H159ZM247 186V187H246ZM252 188H251V187ZM255 186V187H254ZM13 187V188H12ZM15 187H20L17 188V191L15 189ZM37 187V190H36ZM41 187V188H40ZM83 187V189H82ZM89 189H88V188ZM90 187L95 188L96 190H92ZM118 187V188H117ZM120 187V188H119ZM127 189H123L126 188ZM154 191H153V188ZM156 187H159L156 189ZM259 187V188H258ZM25 188V189H24ZM27 188H29L27 190ZM48 188V189H47ZM85 188V189H84ZM99 188V189H98ZM108 188V189H107ZM110 188V189H109ZM112 188V189H111ZM161 188V189H160ZM164 190H163V189ZM255 188V189H254ZM13 189V190H12ZM19 189V191H18ZM24 189V191L21 190ZM44 189V190H43ZM107 189V191L105 190ZM130 189V190H129ZM133 189V190H132ZM245 189V190H244ZM257 189V190H256ZM27 190V191H26ZM36 190V193H34V191ZM82 190V192H81ZM87 190V192L85 191ZM89 190V191H88ZM101 190V191H100ZM109 190V191H108ZM112 190V191H111ZM138 190V193H136ZM159 190V192L157 191ZM163 190V191H162ZM248 190V191H247ZM14 191V192H13ZM40 191V192H39ZM86 192L84 194L81 195V193ZM96 191V192H95ZM99 191L100 194H97ZM111 191V192H110ZM115 191V192H114ZM119 191V192H118ZM122 191V192H121ZM136 191V192H135ZM251 191V193H250ZM23 192V194H22ZM29 192V193H28ZM33 193L34 195H32L31 193ZM39 192V193H38ZM92 192V193H91ZM109 192V193H108ZM124 192V193H123ZM126 192V193H125ZM129 192V193H128ZM161 192V194H160ZM254 192V193H253ZM256 192V193H255ZM258 192V193H257ZM13 193V194H12ZM27 193V194H25ZM46 193V194H45ZM49 193V194H48ZM89 193H91L92 195H90ZM96 193V194H95ZM145 193L146 195L149 196L150 194V199L151 201L149 203H147V205L145 203H143L144 205H140L137 204L136 199L138 198L137 196H143V194ZM167 193V194H166ZM31 194V195H30ZM38 194V195H37ZM80 194V195H79ZM87 196H86V195ZM95 194V195H94ZM108 194V195H107ZM111 196H110V195ZM113 194H115L113 197ZM119 194V195H118ZM124 194V195H123ZM140 194V195H139ZM249 194L250 197H249ZM28 195V196H27ZM47 195V197L45 198V196ZM91 197H88V196ZM127 197H126V196ZM163 199H160L159 197H161ZM164 195V196H163ZM258 195V196H257ZM261 195V196H260ZM23 196V197H22ZM31 196V197H30ZM33 196V197H32ZM40 196V197H39ZM77 196V197H76ZM86 197V199H84L85 201H83V197ZM94 196V197H92ZM97 196V198H96ZM102 196V197H100ZM108 196V197H105ZM122 196V197H121ZM133 196V197H132ZM247 196V198H246ZM80 197V198H79ZM88 197V199H87ZM113 197V198H112ZM136 197V198H135ZM152 197V198H151ZM12 198V197H10ZM32 198V199H30ZM42 198V199H41ZM45 198V199H44ZM75 198V202H73V199ZM117 198V199H115ZM134 198V199H133ZM36 199V200H35ZM47 199V200H46ZM81 199V200H80ZM92 199L94 200V202H91ZM115 199V200H114ZM126 199V200H125ZM161 201H160V200ZM216 199V200H215ZM24 200V198H23ZM24 200V202H26ZM41 200V201H40ZM79 200V201H78ZM97 200V201H96ZM111 200V201H110ZM125 200V201H124ZM131 200V201H130ZM133 200V201H132ZM156 200V202H155ZM167 200V201H166ZM35 201V202H33ZM38 201V202H37ZM46 203H44V202ZM90 201V202H89ZM244 201V202H243ZM33 202V203H32ZM71 202V203H69ZM85 204H84V203ZM88 202V203H87ZM107 202L106 206L104 207V203ZM126 202V203H125ZM136 202V203H135ZM163 202V203H162ZM36 204V207L35 204ZM40 203H42L40 205ZM56 203V204H55ZM69 203V204H68ZM95 203V205H94ZM103 205H101V204ZM150 203H152V205H150ZM154 203V204H153ZM216 203V204H215ZM220 203H222L220 205ZM52 204L54 206H52ZM71 204V206H70ZM74 204V205H72ZM83 204V205H82ZM87 204V206H86ZM92 204V207L89 206ZM116 204V205H115ZM125 204V205H124ZM136 204L140 207H137ZM157 204V205H156ZM162 204H165V206ZM175 204V205H174ZM32 205V206H31ZM60 205V206H59ZM68 205V206H67ZM99 205V206H98ZM112 205V206H110ZM132 205V206H131ZM150 205V206H149ZM154 205V206H153ZM161 205V206H160ZM61 206L63 208H61ZM73 206L75 208H73ZM77 206V207H76ZM78 206H80V209ZM131 206V208H130ZM157 206V207H156ZM160 206V207H159ZM177 206V207H176ZM34 207V208H33ZM40 207V208H39ZM43 207V210L42 208ZM47 207V208H46ZM57 207V208H56ZM68 210H67V208ZM89 207V208H87ZM95 207V208H93ZM104 207V208H103ZM110 207V209H109ZM125 207V208H124ZM139 209H137V208ZM145 207H149L148 209H146ZM159 207V208H158ZM173 207V208H172ZM222 207V208H221ZM245 208L244 210L242 209ZM46 208V210L44 209ZM73 208V209H72ZM106 208V210H105ZM115 208V209H114ZM156 208V210H155ZM162 208V209H161ZM248 210H247V209ZM36 209V210H35ZM42 210V211H39ZM71 209V210H70ZM77 209V211H76ZM80 209V210H79ZM92 209V210H91ZM102 209L100 212L99 210ZM109 209V210H108ZM113 209V210H112ZM123 209V210H122ZM131 209H134L131 211ZM141 209V210H140ZM238 209V210H237ZM83 210V211H82ZM88 210V211H87ZM111 210V211H110ZM128 210V211H127ZM136 210V211H135ZM138 210V211H137ZM161 210V211H160ZM162 210L164 212H162ZM173 210V211H172ZM181 210V212H180ZM243 210V211H242ZM247 210V211H245ZM23 209H19V212L22 213V215H24ZM45 211V212H44ZM70 211V212H69ZM91 211V212H90ZM104 211V212H103ZM110 211V213H109ZM116 211V212H115ZM135 211V212H134ZM168 211H170L168 213ZM37 212V213H36ZM43 212V213H42ZM66 212V213H65ZM76 212V213H75ZM78 212V214H77ZM95 212V213H94ZM100 214H99V213ZM134 212V213H133ZM242 212V213H241ZM34 213H36V215H34ZM39 213V214H38ZM45 213V214H44ZM73 213V214H72ZM75 213V215H74ZM84 213H86L84 215ZM93 213V215H92ZM108 215H107V214ZM128 213V214H127ZM132 213V214H131ZM139 213V214H138ZM151 213V215H150ZM172 213V214H171ZM175 213V214H173ZM234 213V214H235ZM242 215H241V214ZM247 213V215H246ZM70 214V216H69ZM72 214V215H71ZM88 214H91L88 215ZM97 214H99L98 216H100L98 218ZM137 214V215H136ZM156 214V215H153ZM164 214V216L162 215ZM169 216H168V215ZM27 215V214H26ZM40 215V216H39ZM79 217H78V216ZM105 215V216H104ZM121 217H120V216ZM127 215V216H125ZM130 217H129V216ZM132 215V216H131ZM153 215V216H152ZM160 215H162V217H159ZM177 215V216H176ZM242 218H241V216ZM246 215V216H245ZM63 216V217H62ZM80 218V219H78ZM86 216V217H85ZM97 216V218H96ZM105 220H103V217ZM111 216V217H110ZM140 216V217H139ZM149 216L151 219H149ZM156 216V217H155ZM166 216H168L166 218ZM177 219H174V217ZM194 216V217H193ZM206 216V215H205ZM33 217H35L33 219ZM38 217V218H37ZM86 218V220L84 218ZM91 217H94L92 219H90ZM110 217V218H109ZM118 217V218H117ZM147 217V218H145ZM153 217V219H152ZM247 217V218H245ZM251 217V216H250ZM24 218H27L24 215ZM107 218V219H106ZM113 221H111L112 219ZM142 220H141V219ZM157 218V219H156ZM161 218H163L161 220ZM245 218V219H243ZM42 219V220H41ZM64 219V220H63ZM87 219L89 220L87 222ZM109 219V220H108ZM120 219V220H119ZM156 219V220H155ZM160 219V221H159ZM169 219V220H167ZM33 220V221H32ZM38 220V221H37ZM72 220V221H71ZM78 220V221H77ZM83 220V222H82ZM90 220L92 222H90ZM96 220V222L94 221ZM99 223H97L98 221ZM102 220V221H100ZM116 220L117 222L115 223ZM123 220V221H122ZM141 222H140V221ZM154 220V221H153ZM173 220V221H172ZM180 220L181 223L179 222ZM186 220V221H185ZM188 220V221H187ZM222 220V219H221ZM71 221V222H69ZM105 221V222H104ZM151 221V222H150ZM158 221V222H157ZM166 221V223H165ZM168 221V222H167ZM174 223H172V222ZM176 221V222H175ZM200 221V222H199ZM33 222H37L36 224ZM74 222V223H72ZM161 222V223H160ZM171 222V223H169ZM179 222V223H178ZM0 223H2V221H0ZM32 223V224H31ZM96 223V225H95ZM120 223V224H119ZM152 223V224H151ZM186 223V224H185ZM201 223V224H200ZM209 223V224H208ZM68 224V225H67ZM70 224V225H69ZM84 224V225H83ZM89 224V225H88ZM107 224V226H106ZM142 224H144L142 226ZM168 224V225H166ZM180 224V225H179ZM78 225V226H77ZM87 225V226H86ZM95 225V226H94ZM103 225V227H102ZM109 225V226H108ZM147 225V226H146ZM153 225V227H152ZM172 225V226H169ZM209 225V226H208ZM53 226V227H52ZM71 226L73 228H71ZM86 226V227H85ZM142 226V227H141ZM156 226V227H155ZM194 226V227H193ZM32 227V228H31ZM35 227V230H33ZM79 227V228H78ZM95 227V228H94ZM99 227V228H98ZM102 227V228H101ZM151 227V228H149ZM177 228V229H174ZM186 227H188L189 232L191 237L189 238L186 232ZM193 227V228H192ZM200 227V228H199ZM37 228V230H36ZM74 228L77 230H74ZM91 229H95L94 230H90ZM97 228V230H96ZM101 228V229H100ZM106 228V230H105ZM142 228L144 230H142ZM52 229V230H51ZM80 231H79V230ZM84 229H86L84 231ZM88 229V230H87ZM101 231H100V230ZM104 229V231H103ZM146 229V230H145ZM151 229V230H149ZM157 229V230H155ZM181 229V230H179ZM185 229V230H184ZM193 231H192V230ZM204 231H203V230ZM28 230V229H27ZM41 230V231H40ZM72 230V231H71ZM82 230L85 232H82ZM149 230V231H148ZM174 230V231H173ZM179 230V232H177ZM184 230V231H182ZM195 230V231H194ZM54 231V232H53ZM74 231V234H73ZM87 231V232H86ZM94 231V232H92ZM103 231V232H102ZM144 231V232H143ZM153 231H154V235H153ZM176 232L175 234H171V232ZM42 235H41V233ZM58 232V233H57ZM70 232V234H69ZM77 232H79V234H77ZM101 234H99V233ZM102 232V233H101ZM181 232V233H180ZM185 234H184V233ZM196 232V233H195ZM37 233V234H36ZM53 233V234H52ZM76 233V234H75ZM91 233V234H90ZM94 233V234H93ZM146 233V234H144ZM85 234V236L83 235ZM97 234V235H96ZM100 236H99V235ZM151 234V235H150ZM179 234V235H178ZM41 235V236H40ZM52 235V236H51ZM90 235V236H89ZM92 235H94L92 237ZM172 235V236H171ZM176 237H175V236ZM187 235V236H185ZM198 235V236H197ZM73 236V237H72ZM75 236V239H74ZM77 236V237H76ZM53 237V238H52ZM89 237V239H87ZM91 237V238H90ZM150 237V238H149ZM174 237V238H173ZM183 237V238H182ZM186 237V238H185ZM187 237L189 239H191V241L189 239H187ZM197 237V238H196ZM36 238V239H35ZM58 238H61L58 239ZM81 240H79V239ZM177 238V239H176ZM38 239V240H37ZM77 239V241H76ZM85 239V240H84ZM93 239V241H92ZM96 239V240H95ZM176 239V240H174ZM37 240V241H36ZM73 240V241H72ZM83 240V241H82ZM180 240V241H179ZM185 240V241H183ZM40 241V242H39ZM190 241V242H188ZM196 241V242H195ZM61 242V243H60ZM187 242V244H185ZM193 242V243H192ZM39 243V244H38ZM79 243V244H78ZM141 241H137L133 244V247H130V250L133 252L139 245H141ZM182 245H181V244ZM41 244V245H40ZM206 244V245H205ZM38 245H40L41 247H39ZM39 248H38V247ZM176 246V247H175ZM183 246V247H182ZM63 247V248H62ZM79 247V248H77ZM188 247V248H187ZM45 248V249H44ZM78 249L80 251H78ZM183 249V250H181ZM186 251V252H185ZM179 252V253H177ZM181 252V253H180ZM73 253V252H72Z\"/></svg>",
    "mask_w": 264,
    "mask_h": 264
},
{
    "label": "bare ground",
    "instance_id": "2",
    "mask_svg": "<svg viewBox=\"0 0 264 264\" xmlns=\"http://www.w3.org/2000/svg\"><path fill=\"white\" fill-rule=\"evenodd\" d=\"M39 2H38V4H39V9L37 10V13H35V15H34V17H33V19L29 22L28 21V23H26L25 22V24H24V28H23V31H22V34L19 36L18 34H13L12 35V39H11V41H9V42H5V43H2V45H0V62L1 63H4L3 65H6L7 63H8V61H10V54H11V52H13L14 51V48H15V46L16 47H19L20 49H22L23 48V46H25V39L27 38V37H29L30 35L32 36V34L34 33V29H35V27L40 23V22H48V21H50V20H52V19H54L55 17H56V15H57V12H58V10H59V6H60V4L62 3L63 4V0H38ZM109 0H88L87 2L89 3V2H91V3H93V5L94 6H100V7H103L104 6V4H106L107 2H108ZM127 1V3L129 2V4H130V1H132V0H121L120 2H119V7H121L123 4H125V2ZM137 3H136V5H138V4H141V2L142 1H147V0H135ZM171 1V0H170ZM182 1V0H181ZM247 1V0H246ZM245 1V3H244V0H186V1H184L183 2V4L181 3L180 5H183V6H186L187 8H189V7H191V8H194V7H197V8H204L205 10H206V12H209V14L211 13L212 15H214V16H212L211 17V15L210 16H207V17H203V20H201L200 19V21L199 20H197V21H199L198 22V29H199V33L197 34V36L196 37H198V41H202L204 44L202 45L203 46V51L201 52V56H202V58L206 61V63H209V64H206L208 67L206 68V70L205 69H200V70H197L196 71V73H197V77H198V79L199 80H197V81H201V82H207V80L209 81L210 80V82H212V77L216 74V73H218V75H219V72H221V71H225L228 67H229V65H230V63H232L231 62V60H232V57L231 56H229V55H227V53H224L223 55H220V54H217V51L215 50L216 49V47H218V45L219 46H221L222 47V45L226 48V44H230V42H232L234 39H237V41L236 40H234L233 42L235 43V41H236V43H243L244 42V40L243 39H245L243 36H245V35H243L242 37H241V35H240V30H239V27H238V25L236 24V25H232V26H230V25H225V23H223L222 21H221V18L220 17H222L223 16V13L225 14V12H222L223 10L225 11L226 10V13H227V10H230L231 11V13L233 12L234 14L233 15H235V12L237 13V11H242V9L244 8L245 9V6H247L246 4L248 3V2H246ZM249 1V0H248ZM260 1V0H259ZM263 1V0H262ZM261 1V2H262ZM33 2H35V1H33ZM37 2V1H36ZM139 2V3H138ZM149 2V1H148ZM177 2V1H176ZM178 2H180V1H178ZM178 2H177V4H178ZM147 3V2H146ZM251 3H253V2H250V4ZM256 3H259L258 1L256 2ZM36 3H34V5H35ZM249 4V5H250ZM261 4V3H260ZM263 4H264V2H263ZM37 5V4H36ZM128 4H126V6H127ZM133 5V4H132ZM144 5V4H143ZM146 5L147 4H145L143 7H146ZM151 5V4H150ZM149 5V6H150ZM162 5V4H161ZM65 6V5H64ZM117 6V5H116ZM126 6H125V8H126ZM130 6V5H129ZM128 6V7H129ZM157 6V5H156ZM165 6V5H164ZM167 6V5H166ZM179 6V5H178ZM253 6V5H252ZM255 6V5H254ZM258 6V5H257ZM257 6H255V7H257ZM115 7V6H114ZM127 7V8H128ZM141 7V6H140ZM142 7V8H143ZM254 7V8H255ZM262 7V6H261ZM64 8V7H63ZM118 8V7H117ZM116 8V9H117ZM254 8H251L252 10L254 9ZM37 9V8H36ZM115 9V8H114ZM116 9L114 10V11H116ZM162 9H164V8H162ZM171 9V8H170ZM183 9V8H182ZM185 9V8H184ZM204 9H203V11H204ZM250 9V10H251ZM257 9H259V8H257ZM75 10V9H74ZM112 10H113V8H112ZM118 10V9H117ZM130 10V9H129ZM144 10V9H143ZM152 10V9H151ZM176 10H178V9H176ZM247 10H249V9H247ZM126 11H127V9H126ZM164 11V10H163ZM201 11V10H200ZM262 11V10H261ZM123 12V11H122ZM155 12V11H154ZM205 12V11H204ZM252 12V11H251ZM251 12H250V15H252L251 14ZM254 12H256L257 14H259L260 12H258V11H254ZM127 13V12H126ZM184 13V12H183ZM230 13V14H231ZM240 13V12H239ZM261 13H263V11L261 12ZM195 14V13H194ZM200 14V13H199ZM241 14V13H240ZM247 14H249V13H247ZM264 14V13H263ZM153 15V14H152ZM226 15V14H225ZM228 15V14H227ZM136 16V15H135ZM158 16V15H157ZM199 16V15H198ZM231 16H232V14H231ZM237 16V15H236ZM240 16V15H239ZM247 16V15H246ZM256 16V15H255ZM259 16H260V14H259ZM109 17V16H108ZM119 17H121V16H119ZM126 17H127V14H126ZM125 17V18H126ZM185 17V16H184ZM200 17H201V15H200ZM201 17V18H202ZM228 17H229V15H228ZM227 17V18H228ZM233 17V16H232ZM252 17V16H251ZM264 16L262 15V17L261 18H263ZM114 18V17H113ZM156 18V17H155ZM154 18V19H155ZM176 18H177V16H176ZM199 18V17H198ZM237 19H238V17H236ZM236 18H235V16H234V21L236 20ZM242 18V17H241ZM259 18V17H258ZM158 19V18H157ZM183 19H185V18H183ZM194 19V18H193ZM232 19V18H231ZM240 19V18H239ZM238 19V20H239ZM111 20V19H110ZM114 20V23H115V20L117 21V19H112V21ZM120 20V19H119ZM130 20V19H129ZM151 20V19H150ZM237 20V21H238ZM241 20V19H240ZM191 21V20H190ZM226 21V20H225ZM237 21H235L236 23H239V22H237ZM250 21V20H249ZM264 21V20H263ZM109 22H110V24H109ZM109 22H106L105 24H103L102 25V30H100L101 31V37L99 36V34H98V36H97V39H95V40H92V42L93 43H82V45L80 46V47H76V53H75V55H76V58L77 59H79V61H78V64H79V66H80V68H81V70H83V72H82V74L84 75V81L86 82L85 84L86 85H89L90 83H93L94 82V80H95V76H99V78H100V75H96V73H97V71H98V62H99V59H100V57H103V55H105V54H103V53H105V51H106V54H107V51H110V49H111V46L118 40V41H123V38H124V34H125V30H126V28L125 27H127V26H125L123 29H125V30H122V27L119 25L118 27H115V25H112L113 24V22H112V24H111V21H109ZM165 22V21H164ZM169 22V21H168ZM183 23H184V21H182ZM257 22V21H256ZM149 23H150V21H149ZM148 23V24H149ZM161 23V22H160ZM171 23V22H170ZM179 23V22H178ZM243 23V22H242ZM251 23V22H250ZM125 24H127V23H125ZM125 24H123V26L125 25ZM145 24V23H144ZM155 24V23H154ZM153 24V25H154ZM194 24V23H193ZM235 24V23H234ZM249 24V23H248ZM260 24V23H259ZM149 25H151V23L149 24ZM148 25V26H149ZM157 25V24H156ZM162 25V24H161ZM177 25V24H176ZM240 25H241V23H240ZM245 25H247L246 23H245ZM130 26H134V25H130ZM137 26H139V25H137ZM164 26V25H163ZM181 26V25H180ZM151 27H153L152 25H151ZM156 27V26H155ZM191 27V26H190ZM194 27V26H193ZM257 27V26H256ZM264 27V25L262 26V28ZM133 28V27H132ZM159 28V27H158ZM158 28H157V32L159 31L158 30ZM183 28V27H182ZM242 28V25L240 26V29ZM246 28V27H245ZM255 28V27H254ZM259 28H260V26H259ZM261 28V29H262ZM128 29V28H127ZM148 29H150V28H148ZM156 29V28H155ZM176 29H180L179 28V26H178V28H176ZM244 29V28H243ZM136 30V29H135ZM152 31H150V32H153V29H151ZM183 30V29H182ZM193 30V29H192ZM256 30V29H255ZM264 29H262V31H263ZM83 31V30H82ZM128 31H130V30H128ZM171 31V30H170ZM177 31H179V30H176V32ZM187 31V30H186ZM243 31V30H242ZM246 31H248V30H246ZM245 30H244V32H246ZM259 30H257V32H258ZM132 32H133V30H132ZM142 32H144V31H142ZM141 31H140V34L142 33ZM147 32H149V31H147ZM146 32V33H147ZM150 32L148 33V34H150ZM155 33H157L156 31H154ZM172 32V31H171ZM180 32V31H179ZM184 32H185V29H184ZM182 33V34H185V33ZM253 32V31H252ZM261 32V31H260ZM260 32H258L259 34H261ZM264 32V31H263ZM21 33V32H20ZM138 33V32H137ZM159 33V32H158ZM161 33V32H160ZM163 33V32H162ZM165 33V32H164ZM178 33V32H177ZM187 33V32H186ZM243 33V32H242ZM254 33H256V32H254ZM257 33V34H258ZM139 34V35H140ZM153 34V33H152ZM189 34H191V33H188V35ZM195 34V33H194ZM248 34V33H247ZM131 35H133V34H131ZM138 35V34H137ZM136 35V36H137ZM145 35V34H144ZM157 35H160L161 36V34H157ZM157 35L155 34V36H154V34H153V36L154 37H156L157 38ZM164 35H166V34H164ZM177 35H179V36H181L180 34H175V36L177 37ZM187 35V36H188ZM196 35V34H195ZM256 35V34H255ZM262 35H264V34H261V36ZM59 36V35H58ZM136 36H135V38H136ZM148 36L149 35H147L146 37H147V39H148ZM160 36H158V37H160ZM168 36H172L171 34L170 35H168ZM174 36V35H173ZM174 36V37H175ZM186 35L184 36V37H187ZM251 36V35H250ZM261 36H260V38H261ZM133 37V36H132ZM138 37V36H137ZM150 37H152V36H150ZM247 38H248V36H246ZM252 37V36H251ZM257 37V36H256ZM259 37V36H258ZM264 37V36H263ZM128 37H125V39H124V41H126V40H128L127 39ZM130 38V37H129ZM173 38V37H172ZM178 38V37H177ZM181 38V37H180ZM180 38H178V40L180 39ZM188 38V37H187ZM194 38V37H193ZM243 38V39H242ZM250 38V37H249ZM255 38V37H254ZM260 38H259V40H260ZM154 39V38H153ZM158 39H162L161 37L160 38H158ZM167 39V38H166ZM182 39V38H181ZM253 39V38H252ZM261 39H263V38H261ZM86 40V39H85ZM105 40V41H104ZM136 40V39H135ZM143 40L144 39H142L141 41V44L143 43ZM149 41H150V38L148 39ZM155 40V39H154ZM162 40H164V41H167V43H168V40H165V37H164V39H162ZM246 40V39H245ZM255 40V39H254ZM257 40V39H256ZM104 41V42H103ZM113 41V42H112ZM129 42H131L130 40H128ZM137 41H139L140 42V38H139V40H138V38H137ZM152 41V40H151ZM158 40H156V42H157ZM161 41V40H160ZM174 42H175V40H173ZM173 41H171L172 43H173ZM177 41V40H176ZM112 42V43H111ZM128 42V43H129ZM135 42V41H134ZM146 42H148V41H146ZM162 42V41H161ZM128 43H126V44H128ZM158 43H160V42H158ZM165 43V42H164ZM166 43V44H167ZM176 43V42H175ZM174 43V44H175ZM239 43H238V45H239ZM247 43V41L246 42H244V44H246ZM262 43H263V41H262ZM261 43V44H262ZM1 44V43H0ZM117 44V43H116ZM130 44V43H129ZM140 44V43H139ZM148 43H146L145 45H147ZM170 44V43H169ZM173 44V45H174ZM222 44V45H221ZM232 44V43H231ZM131 45V44H130ZM129 45V46H130ZM137 45V44H136ZM149 45V44H148ZM162 46H163V44H161ZM234 45V44H233ZM37 46V45H36ZM43 46V45H42ZM73 46V45H72ZM134 46H135V44H134ZM142 46V45H141ZM229 46H232V45H229ZM237 46V45H236ZM127 47V46H126ZM138 47V46H137ZM147 47V46H146ZM166 47H168V45H166ZM166 47H165V49H166ZM228 47V46H227ZM40 48V47H39ZM116 48V47H115ZM124 48V47H123ZM145 48V47H144ZM159 48H161V47H159ZM224 48V49H225ZM126 49H128V48H126ZM140 49H142V47L140 48ZM158 49V48H157ZM168 49V48H167ZM167 49H166V51H167ZM169 49H171V48H169ZM218 49V48H217ZM223 49V50H224ZM40 50H41V48H40ZM97 50H100V54L102 53V55H100V54H97ZM134 50H135V48H134ZM145 50V49H144ZM156 50V49H155ZM27 51V50H26ZM119 51V50H118ZM121 51H122V48H121ZM125 51V50H124ZM130 51V50H129ZM136 51V50H135ZM137 51H138V48H137ZM146 51V50H145ZM161 51H162V49H161ZM177 51V50H176ZM221 51V50H220ZM37 52V51H36ZM40 52V51H39ZM127 52V51H126ZM156 52H158V51H156ZM163 52V51H162ZM38 53V52H37ZM36 53V54H37ZM44 53V52H43ZM50 53V52H49ZM108 53H112V52H108ZM119 53H120V51H119ZM122 53H124L123 51H122ZM137 53L138 52H136V55H137ZM155 53V52H154ZM173 53V52H172ZM40 54V53H39ZM113 54V53H112ZM114 54H116V53H114ZM128 54V53H127ZM126 54V55H127ZM133 54V53H132ZM134 54H135V52H134ZM144 54H145V52H144ZM157 54V56H158V53H156ZM164 54V53H163ZM169 54H170V52H169ZM174 54V53H173ZM172 54V55H173ZM181 54V53H180ZM244 54V53H243ZM107 55H109V54H107ZM106 55V56H107ZM118 55V54H117ZM122 55V54H121ZM125 55V54H124ZM129 55V54H128ZM142 55V54H141ZM162 55V53L160 52V55L159 56H161ZM165 55V54H164ZM175 55V54H174ZM172 56V58L174 57L175 58V56ZM177 55V54H176ZM264 55V54H263ZM262 55V56H263ZM50 56V55H49ZM58 56H60V55H58ZM116 56V55H115ZM139 56V55H138ZM143 56H146V55H143ZM143 56H142V58H143ZM200 56V57H201ZM130 57H131V55H130ZM163 57V56H162ZM165 57V56H164ZM241 57V56H240ZM239 57V58H240ZM261 57V56H260ZM62 58V57H61ZM116 58V57H115ZM128 58V57H127ZM173 58V59H174ZM233 58H237V57H233ZM255 58V57H254ZM106 59H108L107 57H106ZM114 59V58H113ZM118 59V58H117ZM129 59V58H128ZM131 59H132V57H131ZM138 59H139V57H138ZM145 59V58H144ZM159 59V58H158ZM176 59H178V57L176 58ZM175 59V60H176ZM245 59V58H244ZM247 59V58H246ZM249 59V58H248ZM252 59V58H251ZM262 59V58H261ZM39 60V59H38ZM47 60V59H46ZM55 60V59H54ZM58 60H59V58H58ZM105 60V59H104ZM126 60V59H125ZM136 60V59H135ZM165 60H166V58H165ZM184 60H186V59H184ZM243 60V59H242ZM241 60V61H242ZM250 60V59H249ZM57 61V60H56ZM64 61V60H63ZM112 61V60H111ZM142 61V60H141ZM146 62H149V65L150 64H152V65H156L157 66V64H159V63H161V62H163V59L161 60V61H159V60H157L156 58H155V56H147V59L145 60ZM172 61V60H171ZM195 61H197V64H199L198 62H199V60H195ZM235 61V60H234ZM245 61V60H244ZM251 61V60H250ZM11 62V61H10ZM35 62V61H34ZM37 62V61H36ZM35 62V63H36ZM48 62V61H47ZM107 62V61H106ZM105 62V63H106ZM115 62V61H114ZM120 62V61H119ZM123 62V61H122ZM136 61H134V63H135ZM139 62V61H138ZM137 62V63H138ZM174 62V61H173ZM176 62V61H175ZM236 62V61H235ZM248 62V61H247ZM102 63V62H101ZM127 63V62H126ZM129 63H131V62H129ZM164 63V62H163ZM167 63H169V62H167ZM182 63H184L183 61H182ZM237 63V62H236ZM250 63V62H249ZM260 63L261 62H259V64L258 65H260ZM264 63V62H263ZM13 64V63H12ZM52 64V63H51ZM107 64H108V62H107ZM115 64V63H114ZM117 64H118V62H117ZM116 64V65H117ZM119 64H121V63H119ZM125 64V63H124ZM138 64H140V63H138ZM137 64V65H138ZM165 64H166V62H165ZM165 64H163V65H165ZM173 64V63H172ZM178 64L180 65V62H178ZM186 64V63H185ZM185 64H182V65H185ZM188 64V63H187ZM240 64V63H239ZM11 65V64H10ZM32 65V63L29 65V66H31ZM40 65V64H39ZM48 65V64H47ZM69 65V64H68ZM82 65H84V66H82ZM100 65V64H99ZM104 65V64H103ZM111 66H112V64H110ZM116 65H114V68L116 67ZM122 65V64H121ZM143 65H146L145 64V62L143 63ZM163 65H161V67L163 66ZM232 65V64H231ZM7 66V65H6ZM6 66H4V67H2L1 69H3V68H5ZM106 66V65H105ZM118 66H120V65H118ZM135 66V65H134ZM139 66V65H138ZM147 66V65H146ZM167 66H168V64H167ZM171 66V65H170ZM173 66V65H172ZM187 66V65H186ZM234 66V65H233ZM238 66V65H237ZM240 66V65H239ZM53 67V66H52ZM73 67V66H72ZM71 67V68H72ZM85 69H84V68ZM102 67V66H101ZM110 67V66H109ZM141 67V66H140ZM153 67V66H152ZM188 67V66H187ZM187 67H185V68H187ZM198 67H200V66H198ZM213 67H215V68H213ZM259 67V66H258ZM263 67H264V65H263ZM70 68V67H69ZM107 68H108V66H107ZM111 68V67H110ZM138 68V67H137ZM136 68V69H137ZM147 68V67H146ZM149 68H151V66H149L148 67V69ZM156 68V67H155ZM165 67L163 66V69H164ZM167 68V67H166ZM173 68V67H172ZM66 69V68H65ZM118 69H120V68H118ZM140 69V68H139ZM174 69V68H173ZM177 70H178V68H176ZM184 69V68H183ZM217 69V70H216ZM230 69V68H229ZM232 69V68H231ZM230 69V70H231ZM259 69V68H258ZM61 70V69H60ZM71 70V69H70ZM74 70V69H73ZM100 70V69H99ZM103 70H104V68H103ZM103 70H100V73H101V71H103ZM124 70V69H123ZM147 70V69H146ZM157 70V69H156ZM166 70V69H165ZM167 70L169 71V69L167 68ZM176 70V71H177ZM186 70V69H185ZM213 70H215V72H213ZM228 70V69H227ZM229 70V71H230ZM1 71V70H0ZM4 71V70H3ZM107 71V70H106ZM115 71H116V69H115ZM121 71V70H120ZM132 71V70H131ZM130 71V72H131ZM159 71V70H158ZM160 71H161V69H160ZM163 71V70H162ZM187 71V70H186ZM2 72V71H1ZM27 72V71H26ZM74 72V71H73ZM99 72V71H98ZM104 72V71H103ZM102 72V73H103ZM117 72H119V70L117 71ZM122 72V71H121ZM127 72V71H126ZM140 72V71H139ZM153 72V71H152ZM151 72V73H152ZM171 72H172V70H171ZM255 72V71H254ZM259 72V71H258ZM3 73V72H2ZM22 73V72H21ZM115 73V72H114ZM141 73H143V72H141ZM149 73V72H148ZM158 73V72H157ZM166 73V72H165ZM257 73V72H256ZM6 74V73H5ZM59 74V73H58ZM57 74V75H58ZM98 74V73H97ZM104 74H106V73H104ZM111 74V73H110ZM121 74V73H120ZM120 74H118V75H120ZM131 74V73H130ZM153 74H154V72H153ZM254 74V73H253ZM263 74V73H262ZM60 75V74H59ZM65 75H66V72H65ZM68 75V74H67ZM115 75H117V73L115 74ZM150 75V74H149ZM155 75V74H154ZM156 75H158V74H156ZM162 73H161V76L160 77H162ZM178 75V74H177ZM194 75V74H193ZM192 75V76H193ZM222 75H224V74H222ZM258 75H259V73H258ZM108 76V75H107ZM120 76H122V75H120ZM140 77H142L141 75H139ZM144 76V75H143ZM255 76H257V75H255ZM71 77V76H70ZM82 77V76H81ZM112 77V76H111ZM117 77V76H116ZM119 77V76H118ZM123 77V76H122ZM127 77V76H126ZM146 77V76H145ZM144 77V78H145ZM155 77V76H154ZM153 77V78H154ZM158 77V76H157ZM176 77V76H175ZM174 77V78H175ZM184 77H186V76H184ZM187 77H189V76H187ZM195 77V76H194ZM216 77V76H215ZM214 77V78H215ZM218 77H220V76H218ZM259 77V76H258ZM264 77V76H263ZM64 77H62V79H63ZM66 78V77H65ZM76 78V77H75ZM102 78V77H101ZM105 78V77H104ZM109 78V77H108ZM108 78H106V79H108ZM114 78H115V76H114ZM113 78V79H114ZM148 78V77H147ZM150 78H152L151 76H150ZM173 78V79H174ZM217 78V77H216ZM222 78H223V76H222ZM47 79V78H46ZM103 79V78H102ZM112 79V80H113ZM126 79V78H125ZM142 79V78H141ZM160 79V78H159ZM176 79V78H175ZM184 79V78H183ZM196 79V78H195ZM195 79H193V80H195ZM224 79H226V77H224ZM223 79V80H224ZM260 79V78H259ZM4 80V79H3ZM76 80V79H75ZM79 80H80V78H79ZM99 80V79H98ZM111 80V79H110ZM111 80V81H112ZM148 80H149V78H148ZM172 80V79H171ZM187 80H189V79H187ZM216 80V79H215ZM214 80V81H215ZM223 80H221V81H223ZM253 80H255V78L253 79ZM252 80V81H253ZM256 80H257V78H256ZM262 80V79H261ZM68 81H69V79H68ZM114 81V80H113ZM112 81V82H113ZM116 81V80H115ZM118 81V80H117ZM143 81H144V79H143ZM158 81H160V80H158ZM157 81V82H158ZM179 81V80H178ZM79 82V81H78ZM100 82V81H99ZM103 82H104V80H103ZM106 82H107V80H106ZM106 82H105V84H106ZM111 82V84H113ZM125 82V81H124ZM145 82V81H144ZM150 82V81H149ZM151 82H152V80H151ZM154 82H156L155 80H154ZM153 82V83H154ZM161 82V81H160ZM166 82H167V80H166ZM169 82V81H168ZM171 82H173V81H171ZM179 82H181V81H179ZM183 82V81H182ZM184 82H185V80H184ZM183 82V83H184ZM225 82V81H224ZM227 82V81H226ZM226 82H225V84H226ZM260 82V81H259ZM4 83H5V81H4ZM80 83V82H79ZM96 83V82H95ZM119 83V82H118ZM138 83V82H137ZM136 83V84H137ZM170 83V82H169ZM174 83H176V82H174ZM182 83V84H183ZM188 83V82H187ZM194 83V82H193ZM196 83V82H195ZM213 83V82H212ZM211 83V84H212ZM216 83H218V81L216 82ZM222 83V82H221ZM252 84L254 83V82H251ZM256 83H258V82H256ZM263 83H264V80H263ZM1 84V83H0ZM47 84V83H46ZM45 84V85H46ZM62 84V83H61ZM65 84V83H64ZM75 84H76V82H75ZM75 84H73V85H75ZM100 84H101V82H100ZM109 84H110V81H109ZM108 84V85H109ZM110 84V85H111ZM122 84H123V82H122ZM121 83H120V85H122ZM141 84V83H140ZM158 84V83H157ZM205 83H202V85H204ZM215 84V83H214ZM223 84V83H222ZM224 84V85H225ZM228 84H229V82H228ZM251 84V85H252ZM63 85V84H62ZM83 85H84V83H83ZM97 85V84H96ZM109 85V86H110ZM117 85V84H116ZM127 85V84H126ZM125 84L124 85H122V86H126ZM139 85V84H138ZM137 85V86H138ZM145 85V84H144ZM164 85H166V83L164 84ZM170 85L172 86V83H170ZM178 84H176V86H177ZM189 85V84H188ZM198 85V84H197ZM201 85V84H200ZM200 85H199V87H200ZM208 85V84H207ZM209 85H210V83H209ZM223 85V86H224ZM258 85H260V84H258ZM263 85V84H262ZM4 86H6V85H4ZM76 86V85H75ZM101 86V85H100ZM103 86H104V83H103ZM147 86V85H146ZM151 86V85H150ZM155 86V85H154ZM173 86H175V85H173ZM212 86V85H211ZM214 86V85H213ZM217 86H220V84L218 83V85ZM240 86V85H239ZM256 86V85H255ZM254 86V87H255ZM20 87V86H19ZM45 87V86H44ZM48 87V86H47ZM78 87V86H77ZM95 87V86H94ZM114 87V86H113ZM134 87V86H133ZM142 87V86H141ZM163 87V86H162ZM178 87V86H177ZM185 87V86H184ZM216 87V86H215ZM248 87V86H247ZM260 87V86H259ZM103 88H105V87H103ZM118 88V87H117ZM116 88V89H117ZM123 88V87H122ZM121 87L119 88V89H122ZM127 88V86L126 87H124L123 89H126ZM151 88H152V86H151ZM157 88H158V86H157ZM168 88H171V87H169L168 86ZM179 88H180V85H179ZM210 88V87H209ZM218 89H219V87H217ZM237 88V87H236ZM239 88V87H238ZM241 88H242V86H241ZM244 88V87H243ZM250 88V87H249ZM251 88H252V86H251ZM1 89V88H0ZM41 89V88H40ZM43 89V88H42ZM96 89V88H95ZM101 89V88H100ZM99 89V90H100ZM113 90H114V88H112ZM132 89V88H131ZM144 89V88H143ZM147 90H148V87L146 88ZM155 89H156V87H155ZM159 89V88H158ZM162 89H165V88H162ZM161 89V90H162ZM176 89V88H175ZM200 89H202V88H200ZM207 89H208V86H207ZM206 89V90H207ZM212 89H213V87H212ZM253 89V88H252ZM260 89V88H259ZM3 90V89H2ZM15 90V89H14ZM45 90V89H44ZM49 90V89H48ZM101 90H105L106 91V89H101ZM111 90V89H110ZM118 90V89H117ZM142 90V89H141ZM166 90H168V89H166ZM166 90H164V92L166 91ZM185 90V89H184ZM196 90V89H195ZM205 90V91H206ZM209 90H211V89H209ZM216 90V89H215ZM222 90V89H221ZM225 90H226V88H225ZM228 90V89H227ZM236 90V89H235ZM241 89H239L238 90V92L240 91ZM258 90V89H257ZM256 90V91H257ZM38 91V90H37ZM92 91V90H91ZM98 91V90H97ZM107 91H108V89H107ZM116 91V90H115ZM115 91H113V92H115ZM124 91V90H123ZM133 91V90H132ZM163 91V90H162ZM161 91V92H162ZM188 91V90H187ZM199 91V90H198ZM219 91V90H218ZM259 91V90H258ZM258 91H257V93H258ZM263 91H264V88H263ZM2 92V91H1ZM4 92V91H3ZM5 92H7L6 90H5ZM25 92H27V91H25ZM103 92V91H102ZM112 91H110V93H111ZM113 92H112V94H113ZM126 92H128V90L127 91H125V93ZM144 92H146V90L144 91ZM143 92V93H144ZM156 92V91H155ZM167 92V91H166ZM168 92H169V90H168ZM180 92V91H179ZM197 92V91H196ZM208 92V91H207ZM206 92V93H207ZM212 92V91H211ZM210 92V93H211ZM251 92H253L252 90H251ZM46 93V92H45ZM45 93H44V95H45ZM67 93V92H66ZM132 93V92H131ZM149 93V92H148ZM177 93H178V91H177ZM192 93V92H191ZM218 93V92H217ZM221 93V92H220ZM242 93V92H241ZM264 93V92H263ZM5 94V93H4ZM11 94V93H10ZM18 94V93H17ZM21 94V93H20ZM19 94V95H20ZM26 94V93H25ZM49 94V93H48ZM47 94V95H48ZM72 94V93H71ZM103 94H104V92H103ZM108 94V93H107ZM137 94V93H136ZM138 94H140V92L138 93ZM180 94V93H179ZM202 94V93H201ZM204 94V93H203ZM215 94V93H214ZM232 95H233V93H231ZM67 95V94H66ZM115 95V94H114ZM125 95V94H124ZM134 95H135V93H134ZM172 95V94H171ZM175 95V94H174ZM181 95H183V92L181 93ZM180 95V96H181ZM187 95H189V94H187ZM195 95V94H194ZM205 95V94H204ZM211 95V94H210ZM216 95H218V94H216ZM220 95V94H219ZM225 95H227V94H225ZM230 95V94H229ZM238 95V94H237ZM239 95H240V93H239ZM245 95V94H244ZM243 95V96H244ZM255 95V94H254ZM38 96V95H37ZM46 96V95H45ZM63 96V95H62ZM72 96H75V95H72ZM97 96H99V95H97ZM128 96H131V94L130 95H128ZM140 96V95H139ZM173 96V95H172ZM179 96V95H178ZM179 96V98H181ZM196 96V95H195ZM242 96V95H241ZM252 96V95H251ZM20 97V96H19ZM64 97V96H63ZM100 97H102V95L100 96ZM107 97V96H106ZM106 97L104 96V98L106 99ZM112 97H114V96H112ZM118 97V96H117ZM121 97V96H120ZM133 97V96H132ZM141 97V96H140ZM145 96H143V98H144ZM148 97V96H147ZM161 97H163L164 98V96H162L161 95ZM189 97V96H188ZM198 97V96H197ZM209 97V96H208ZM216 97V96H215ZM218 97V96H217ZM222 97V96H221ZM224 97V96H223ZM222 97V98H223ZM227 97H229V96H227ZM236 97V96H235ZM239 97V96H238ZM250 97V96H249ZM253 97V96H252ZM18 98V97H17ZM37 98V97H36ZM48 98V97H47ZM55 98V97H54ZM75 98V97H74ZM81 98H83V96L81 97ZM115 98V97H114ZM129 98V97H128ZM127 98V99H128ZM138 98V97H137ZM151 98V97H150ZM155 98V97H154ZM171 98V97H170ZM183 98V97H182ZM194 98V97H193ZM196 98V97H195ZM212 98H213V96H212ZM222 98H220V100L222 99ZM230 98H232V97H230ZM257 98V97H256ZM2 99V98H1ZM12 99V98H11ZM19 99V98H18ZM22 99V98H21ZM69 99V98H68ZM104 99V100H105ZM131 99H133V98H131ZM135 99V98H134ZM178 99V98H177ZM188 99V98H187ZM191 99V98H190ZM214 99H216V98H214ZM236 99V98H235ZM255 99V98H254ZM4 100H6V99H4ZM41 100V99H40ZM44 100V99H43ZM60 100H62V99H60ZM64 100V99H63ZM66 100V99H65ZM71 100H73V99H71ZM111 100V99H110ZM123 100V99H122ZM122 100H120V101H122ZM126 100V99H125ZM140 100V99H139ZM138 99L137 100H135V101H139ZM144 100V99H143ZM164 100V99H163ZM162 100V101H163ZM165 100H167L166 98H165ZM169 100V99H168ZM198 100V99H197ZM217 100H219V99H217ZM231 100V99H230ZM232 100H234V99H232ZM252 100V99H251ZM13 101V100H12ZM30 101H31V99H30ZM33 101V100H32ZM31 101V102H32ZM46 101V100H45ZM74 101H75V99H74ZM81 101V100H80ZM99 101H101V99L99 100ZM107 102H108V100H106ZM116 101V100H115ZM114 101V102H115ZM126 101H128V100H126ZM130 101H132V100H130L129 99V103H130ZM154 101H155V99H154ZM184 101V100H183ZM225 101V100H224ZM224 101H222L223 103H224ZM259 101V100H258ZM23 102H25V101H23ZM42 102V101H41ZM57 102L58 101H56V103L55 104H57ZM62 102H64V101H62ZM61 102V103H62ZM66 102H67V100H66ZM69 102V101H68ZM73 102V101H72ZM77 102V101H76ZM91 102V101H90ZM93 102V101H92ZM113 102V103H114ZM185 102V101H184ZM193 102V101H192ZM192 102H191V104H192ZM194 102H195V99H194ZM209 102H211L210 101V99H209ZM217 102V101H216ZM220 102V101H219ZM218 102V103H219ZM17 103V102H16ZM30 103V102H29ZM53 103V104H54ZM78 103V102H77ZM76 103V104H77ZM94 103V102H93ZM109 103V102H108ZM120 103H122V102H120ZM132 103V102H131ZM177 103V102H176ZM178 103H180V102H178ZM187 103V102H186ZM225 103H227V101L225 102ZM228 103H229V101H228ZM239 103V102H238ZM1 104V103H0ZM35 104V103H34ZM33 104V105H34ZM41 104V103H40ZM49 104V103H48ZM66 104V103H65ZM76 104H74V105H76ZM91 104V103H90ZM119 104V103H118ZM127 104V103H126ZM133 104V103H132ZM145 104H146V102H145ZM157 104V103H156ZM156 104H154V105H156ZM175 104V103H174ZM215 104H217V103H215ZM220 104V103H219ZM230 104H232V103H230ZM31 106H32V104H30ZM64 105V104H63ZM71 105H73V104H71ZM98 105H100V103L98 104ZM112 105V104H111ZM135 105V104H134ZM139 105H140V103H139ZM142 105V104H141ZM157 105H159V104H157ZM165 105V104H164ZM167 105H169V104H167ZM179 105H182V103L181 104H178V107H180ZM186 105V104H185ZM221 105V104H220ZM227 105H229V104H226L225 106L227 107ZM5 106V105H4ZM42 106V105H41ZM65 106V105H64ZM80 106V105H79ZM90 106V105H89ZM122 106V105H121ZM126 107V105H123V107ZM147 106H149V105H147ZM146 106V107H147ZM161 106V105H160ZM188 106V105H187ZM225 106H224V109H225ZM237 106H240L239 104L237 105ZM254 106H255V104H254ZM261 106V105H260ZM1 107V106H0ZM25 107V106H24ZM46 107H47V105H46ZM49 107H50V104H49ZM53 107V106H52ZM58 107V106H57ZM68 107H70V104H69V106ZM100 107V106H99ZM106 107V106H105ZM119 107V106H118ZM122 107V108H123ZM141 107V106H140ZM170 107H171V105H170ZM174 107H176V106H174ZM184 107L185 106H183V109H184ZM210 107V106H209ZM28 108V107H27ZM40 108V107H39ZM48 108V107H47ZM67 108V107H66ZM65 108V109H66ZM73 108H74V106H73ZM79 109H80V107H78ZM112 108V107H111ZM121 108V107H120ZM135 108V107H134ZM142 108V107H141ZM145 108V107H144ZM148 108V107H147ZM150 108H151V106H150ZM188 108V107H187ZM231 108H232V106H231ZM259 108V107H258ZM32 109V108H31ZM34 109H35V107H34ZM33 109V110H34ZM50 109H53V108H50ZM50 109H48V111L50 110ZM56 109V108H55ZM65 109H64V112H65ZM68 110H69V108H67ZM71 110H72V108H70ZM119 109V108H118ZM124 109V108H123ZM123 109H121V110H123ZM127 109L129 110L130 108H128V106H127ZM146 109V108H145ZM152 109V108H151ZM165 109V108H164ZM173 108H171L170 110H168V111H170L171 112V110H172ZM178 109V108H177ZM182 109V108H181ZM212 109V108H211ZM216 109V108H215ZM219 109V108H218ZM218 109H216L217 111H218ZM222 109V108H221ZM237 109V108H236ZM21 110V109H20ZM32 110V111H33ZM38 110V109H37ZM44 110H46V109H44ZM43 110V111H44ZM59 110H61L60 109V106H59ZM78 110V109H77ZM95 110V109H94ZM125 110V109H124ZM128 110H126V111H128ZM138 110H141V109H138ZM150 110V109H149ZM148 110V111H149ZM158 110V109H157ZM187 110V109H186ZM263 110V109H262ZM1 111V110H0ZM29 111H31V110H29ZM120 111V110H119ZM130 111V110H129ZM136 111V110H135ZM141 111H143V110H141ZM159 111V110H158ZM180 111V110H179ZM189 111V110H188ZM192 111V110H191ZM214 111V110H213ZM226 111V110H225ZM238 111V110H237ZM249 111V110H248ZM255 111V110H254ZM25 112V111H24ZM40 112V111H39ZM53 112V111H52ZM55 112H57V111H55ZM59 112H61V111H59ZM97 112V111H96ZM140 112V111H139ZM145 112V110L143 111V113ZM169 112V113H170ZM175 112H176V110H175ZM212 112V111H211ZM231 112V111H230ZM239 112V111H238ZM237 112V113H238ZM36 113H37V111H36ZM50 113V112H49ZM63 113V112H62ZM72 114H73V112H71ZM92 113V112H91ZM128 113V112H127ZM126 113V114H127ZM137 113V112H136ZM142 113V112H141ZM140 113V114H141ZM142 113V114H143ZM151 113V112H150ZM154 113H155V111H154ZM158 113V112H157ZM160 113V112H159ZM185 113H187V112H185ZM220 112H218V114H219ZM227 113V112H226ZM234 113V112H233ZM242 113V112H241ZM27 114V113H26ZM32 114V113H31ZM44 114V113H43ZM66 114V113H65ZM65 114H63V115H65ZM71 114V115H72ZM77 115H78V113H76ZM88 114V113H87ZM104 114V113H103ZM113 114H115V113H113ZM122 114V113H121ZM141 114V115H142ZM172 114V113H171ZM182 114V113H181ZM183 114H184V112H183ZM182 114V115H183ZM217 113H216V116L218 115ZM244 114V113H243ZM42 115V114H41ZM70 115V116H71ZM75 115V114H74ZM82 115V114H81ZM129 115V114H128ZM127 115V116H128ZM135 115H138V114H134V117H135ZM140 115V117L142 118V117H144V116H141ZM143 115H145V114H143ZM155 115V116H154ZM153 115V117H156L157 115L156 114H154ZM172 115H174V114H172ZM171 115V116H172ZM178 115V114H177ZM176 115V116H177ZM213 115V114H212ZM215 115V114H214ZM225 115V114H224ZM228 115H230V117H231V114H228ZM236 115V114H235ZM239 115V114H238ZM27 116V115H26ZM33 116V115H32ZM31 116V117H32ZM35 116V115H34ZM37 116V115H36ZM43 116V115H42ZM45 116V115H44ZM43 116V117H44ZM49 116H50V114H49ZM54 116H56V115H54ZM60 116H62V115H60ZM69 116V117H70ZM93 116H95V115H93ZM101 116H102V114H101ZM100 116V117H101ZM116 115H114V117H115ZM120 116V115H119ZM123 116V115H122ZM122 116H121V118H120V120L121 119H123L122 118ZM126 116V115H125ZM126 116V117H127ZM152 116V115H151ZM179 116V115H178ZM221 116H223V115H221ZM220 116V117H221ZM40 117V116H39ZM46 117V116H45ZM51 117H52V113H51ZM72 117H73V115H72ZM86 117V116H85ZM96 117V116H95ZM105 117V116H104ZM112 117V116H111ZM145 117H146V115H145ZM144 117V118H145ZM212 117V116H211ZM214 117V116H213ZM235 117V116H234ZM22 118V117H21ZM38 118V117H37ZM47 118V117H46ZM50 118V117H49ZM49 118H47V119H49ZM56 118H58V119H61V118H59V117H56ZM113 118V117H112ZM118 118V117H117ZM133 118V117H132ZM150 118V116H148V118L147 119H149ZM166 118V117H165ZM170 118V117H169ZM172 118H174V116L172 117ZM179 118V117H178ZM186 118V117H185ZM216 117H214V119H215ZM223 118V117H222ZM226 118H228V117H226ZM233 118V117H232ZM242 118V117H241ZM26 119H28L27 117H26ZM25 119V120H26ZM30 119V118H29ZM33 119H34V117H33ZM36 119V118H35ZM44 119V118H43ZM55 118H52V120H54ZM80 119V118H79ZM114 119V118H113ZM139 119V118H138ZM154 118H152V120H153ZM158 118H156V119H154V120H157ZM182 119H183V117H182ZM217 120H218V117L216 118ZM237 119V118H236ZM31 120V119H30ZM40 120V119H39ZM51 120V119H50ZM62 120H64V119H62ZM94 120V119H93ZM97 120V119H96ZM115 120H117V119H115ZM119 120V121H120ZM133 120V119H132ZM141 120V119H140ZM151 120V119H150ZM162 120V119H161ZM164 120V119H163ZM173 120V119H172ZM222 120V119H221ZM221 120H219L220 122H221ZM229 120H230V118H229ZM23 121V118L21 119V122ZM34 121V120H33ZM33 121H30V122H33ZM37 121V120H36ZM35 121V122H36ZM42 121V123H44L43 122V120H41ZM46 121V120H45ZM67 121H69V120H67ZM81 120H79V122H80ZM105 121V120H104ZM111 121V120H110ZM118 121V120H117ZM118 121V122H119ZM128 121V120H127ZM149 121V120H148ZM167 121V120H166ZM166 121H164V122H166ZM183 121V120H182ZM213 121V120H212ZM28 122V121H27ZM52 122V121H51ZM55 122V121H54ZM59 122V121H58ZM63 122V121H62ZM61 122V123H62ZM70 122V121H69ZM72 122V121H71ZM84 122V121H83ZM85 122H87V121H85ZM137 122V121H136ZM143 122V121H142ZM146 122V121H145ZM155 122V121H154ZM154 122H153V124H154ZM169 122H172V121H169ZM184 122H186V120H184ZM214 122H216L215 120L213 121V124H212V126L214 125ZM228 122V121H227ZM232 122V121H231ZM38 123H40V122H38ZM46 123V122H45ZM49 123V122H48ZM60 123V122H59ZM65 123V122H64ZM72 123H74V122H72ZM107 123V122H106ZM109 123V122H108ZM111 123V122H110ZM115 123V122H114ZM124 123V122H123ZM147 123V122H146ZM159 123V122H158ZM187 123V122H186ZM189 123V122H188ZM223 123H224V121H223ZM23 124V123H22ZM29 124V123H28ZM28 124H27V126H28ZM36 124V123H35ZM56 124V123H55ZM55 124H53L52 123V125H55ZM69 124V123H68ZM76 124V123H75ZM92 124V123H91ZM94 124H95V122H94ZM125 124H127V123H125ZM133 124V123H132ZM138 124V123H137ZM142 124V123H141ZM140 124V125H141ZM150 124V123H149ZM149 124H147V125H149ZM222 124V123H221ZM225 124V123H224ZM230 124V123H229ZM228 124V125H229ZM30 125V124H29ZM43 125V124H42ZM47 125V124H46ZM49 125V124H48ZM48 125H47V127H48ZM57 125V124H56ZM60 124H58V126H59ZM64 125V124H63ZM66 125V124H65ZM74 125V124H73ZM72 125V126H73ZM86 124L84 123V126H85ZM88 125V124H87ZM105 125V124H104ZM107 125H109V124H107ZM146 125V126H147ZM184 125H185V123H184ZM217 125V124H216ZM215 125V126H216ZM40 126H41V124H40ZM50 126V125H49ZM57 126V127H58ZM71 126V127H72ZM91 126V125H90ZM150 126V125H149ZM170 126H171V124H170ZM188 126V125H187ZM224 126V125H223ZM32 127V126H31ZM56 127V126H55ZM63 127V126H62ZM65 127V126H64ZM77 127H78V125H77ZM83 127V126H82ZM96 127V126H95ZM105 127V126H104ZM155 127V126H154ZM214 127V126H213ZM237 127H238V125H237ZM37 128V127H36ZM52 128V127H51ZM53 128H54V126H53ZM66 128V127H65ZM117 128V127H116ZM150 128H152V126L150 127ZM156 128V127H155ZM170 128V127H169ZM183 128V127H182ZM185 128H186V126H185ZM185 128H184V130H185ZM197 128V127H196ZM216 128V127H215ZM220 128H221V126H220ZM38 129V128H37ZM47 129H49V128H47ZM79 129V128H78ZM105 129V128H104ZM119 129V128H118ZM134 129V128H133ZM161 129H163V128H161ZM160 129V130H161ZM167 129H168V127H167ZM175 129V128H174ZM189 129V128H188ZM193 129V128H192ZM191 129V130H192ZM199 129V128H198ZM211 129H212V127H211ZM224 129V128H223ZM222 129V130H223ZM29 130H30V128H29ZM32 130V129H31ZM46 130V129H45ZM54 130H55V128H54ZM63 130V129H62ZM70 130H71V128H70ZM76 130V129H75ZM81 130V129H80ZM147 130V129H146ZM153 130V129H152ZM152 130H151V132H152ZM177 130V129H176ZM178 130H179V128H178ZM177 130V131H178ZM182 130V129H181ZM217 130V129H216ZM34 131V130H33ZM53 131V130H52ZM65 132H66V130H64ZM120 131V130H119ZM135 131V130H134ZM148 131V130H147ZM149 131H150V129H149ZM162 131V130H161ZM186 132L188 131L187 129L185 130ZM189 131H190V129H189ZM214 131V129L212 130V132ZM32 132V131H31ZM42 132H44V130L42 131ZM48 132H51V131H48ZM47 132V133H48ZM64 132V133H65ZM70 132V131H69ZM74 132V131H73ZM85 132H86V130H85ZM99 132V131H98ZM106 132V131H105ZM116 132V131H115ZM129 132L131 133L132 131L131 130H129ZM151 132H149V133H151ZM158 132H159V130H158ZM157 132V133H158ZM170 132H172V131H170ZM182 132V131H181ZM185 132V133H186ZM191 132V131H190ZM230 132H231V128H230ZM241 132V131H240ZM252 132V131H251ZM24 133V132H23ZM39 133V132H38ZM46 133V132H45ZM58 133V132H57ZM56 133V134H57ZM72 133V132H71ZM89 133V132H88ZM95 133V132H94ZM111 133V132H110ZM114 133V132H113ZM148 133V132H147ZM148 133V134H149ZM167 133H169V132H167ZM174 133H177V132H173V134ZM179 133V132H178ZM184 133V134H185ZM194 132H192V134H193ZM198 133V132H197ZM196 133V134H197ZM201 133V132H200ZM203 133V132H202ZM201 133V134H202ZM214 133V132H213ZM221 133V132H220ZM236 133V132H235ZM31 134V133H30ZM41 134V133H40ZM91 134V133H90ZM98 134V133H97ZM126 134H127V132H126ZM146 134V133H145ZM147 134V135H148ZM153 134H156V133H153ZM160 134V133H159ZM180 134V133H179ZM184 134H182V135H184ZM187 134V136H188V133H186ZM185 134V135H186ZM205 134V133H204ZM229 134H231V133H229ZM50 135V134H49ZM55 135V134H54ZM59 135H61V132H60V134ZM85 135V134H84ZM99 135H101V134H99ZM139 135V134H138ZM177 135V134H176ZM190 135V134H189ZM199 136H200V134H198ZM198 135H195V136H198ZM218 136H219V134H217ZM221 135V134H220ZM252 135V134H251ZM47 136V135H46ZM51 136V135H50ZM68 136V135H67ZM89 136V135H88ZM107 137H108V135H106ZM121 136V135H120ZM125 136V135H124ZM146 136V135H145ZM149 136H150V134H149ZM153 136V135H152ZM166 136V135H165ZM164 136V137H165ZM179 136V135H178ZM178 136H177V138H178ZM191 136H193V135H191ZM195 136L192 138V140H194V138H195ZM202 136H203V134L201 135V138H202ZM243 136V135H242ZM2 137V136H1ZM0 137V138H1ZM31 137V136H30ZM33 137V136H32ZM37 137V136H36ZM40 137V136H39ZM44 136H42V138H43ZM54 137V136H53ZM56 137H58V136H56ZM55 137V138H56ZM102 137V136H101ZM110 137V136H109ZM133 137H134V135H133ZM141 137V136H140ZM148 137V136H147ZM163 137V138H164ZM180 137H181V135H180ZM204 137V136H203ZM232 137V136H231ZM234 137V136H233ZM240 137V136H239ZM244 137V136H243ZM33 138H35V137H33ZM117 138V137H116ZM124 138V137H123ZM134 138H136V137H134ZM133 138V139H134ZM156 138V137H155ZM189 138V137H188ZM191 138V137H190ZM198 138H200V137H198ZM205 138V137H204ZM218 138V137H217ZM221 138V137H220ZM226 138V137H225ZM51 139V138H50ZM57 139V138H56ZM62 139H63V137H62ZM85 139V138H84ZM93 139V138H92ZM101 139V138H100ZM120 139V138H119ZM129 139H130V136H129ZM145 139V138H144ZM143 139V140H144ZM147 139V138H146ZM149 139H153V137L152 138H149ZM181 139H182V137H181ZM184 139V138H183ZM197 139V138H196ZM213 139V138H212ZM233 139V138H232ZM247 139H249V138H247ZM259 139V138H258ZM2 140H4V142H0V154H5V153H10V152H13V148H14V146H13V137L12 136H10L9 134L7 135H4L3 136V139ZM26 140H28V139H26ZM38 140H41L40 138L38 139ZM69 140V139H68ZM76 140V139H75ZM79 139H77V141H78ZM118 140V139H117ZM117 140H115V141H117ZM138 140H141V139H138ZM175 140H177V139H175ZM186 140L187 139H185V142H186ZM198 140H200V139H198ZM204 139L202 138V142H205V141H203ZM205 140H206V138H205ZM208 140H210V137H209V139ZM207 140V141H208ZM218 140H221V139H217V141ZM225 140V139H224ZM229 140V139H228ZM227 140V141H228ZM251 140V139H250ZM1 141V140H0ZM46 141H48V140H46ZM51 141V140H50ZM54 141H55V139H54ZM63 141V140H62ZM66 141V140H65ZM119 141V140H118ZM131 141V140H130ZM148 141H150V140H148ZM190 141V140H189ZM194 141H196V140H194ZM201 141V140H200ZM213 141V140H212ZM222 141V140H221ZM79 142V141H78ZM123 142V141H122ZM135 142H137V141H135ZM135 142H133V143H135ZM139 142V141H138ZM147 142V141H146ZM197 142V141H196ZM210 142H211V140H210ZM223 142V141H222ZM32 143V142H31ZM73 143H76V142H73ZM98 143H100V142H98ZM102 143V142H101ZM125 143H127L126 141H125ZM124 143V144H125ZM130 143V142H129ZM140 143V142H139ZM144 143H145V141H144ZM149 143V142H148ZM151 143V142H150ZM154 143V142H153ZM156 143V142H155ZM162 143V142H161ZM184 143V142H183ZM199 143V142H198ZM219 143V142H218ZM230 143H234L233 141L231 142L230 141ZM30 144V143H29ZM33 144V143H32ZM37 144V143H36ZM60 144V143H59ZM83 144V143H82ZM123 144V145H124ZM131 144V143H130ZM200 144H201V142H200ZM199 144V145H200ZM204 144V143H203ZM207 144V143H206ZM212 144H214V143H212ZM220 144V143H219ZM250 144H252L251 142H250ZM35 145V144H34ZM41 145V144H40ZM39 145V146H40ZM64 145H66V143L64 144ZM70 145V144H69ZM79 145V144H78ZM89 145V144H88ZM104 145V144H103ZM126 145V144H125ZM135 145V144H134ZM137 145V144H136ZM135 145V146H136ZM140 145V144H139ZM138 145V146H139ZM141 145H143L142 144V142H141ZM140 145V146H141ZM145 145V144H144ZM148 145V144H147ZM146 145V146H147ZM186 145V144H185ZM190 145V144H189ZM194 145V144H193ZM198 145V144H197ZM199 145H198V149H199ZM216 145V144H215ZM224 145V144H223ZM227 145H229L228 143H227ZM238 145V144H237ZM248 145V144H247ZM30 146V145H29ZM32 146V145H31ZM30 146V147H31ZM59 145H57V147H58ZM62 146V145H61ZM75 146V145H74ZM92 146V145H91ZM101 146V145H100ZM131 146V145H130ZM139 146V147H140ZM150 146V145H149ZM154 146H156V145H154ZM181 146V145H180ZM188 146V145H187ZM209 146H211V147H213V145H209ZM221 146V145H220ZM225 146V145H224ZM233 146H234V144H233ZM26 147V146H25ZM43 147V146H42ZM69 147V146H68ZM81 147V146H80ZM127 147H129V146H127ZM137 147V146H136ZM143 147V146H142ZM142 147H141V149H142ZM175 147H177V146H175ZM191 147H193V146H191ZM201 147H203V146H201ZM216 147V146H215ZM235 147V146H234ZM29 148V147H28ZM38 148V147H37ZM36 148V149H37ZM54 148V147H53ZM58 148H60V147H58ZM66 148V147H65ZM76 148H77V146H76ZM86 148V147H85ZM105 148V147H104ZM121 148V147H120ZM122 148H124V147H122ZM130 148H132V147H130ZM138 148V147H137ZM154 148V147H153ZM174 148V147H173ZM181 148H184L183 146L181 147ZM214 148V147H213ZM216 148H218V147H216ZM221 148V147H220ZM222 148H224V147H222ZM29 149H31V151L33 152V148H29ZM35 149V148H34ZM39 149V148H38ZM37 149V150H38ZM62 149V148H61ZM64 149V148H63ZM135 149V148H134ZM133 149V150H134ZM157 149V148H156ZM170 149V148H169ZM193 149V148H192ZM197 148H196V150H198ZM209 149V148H208ZM215 149V148H214ZM232 149V148H231ZM235 149V148H234ZM242 149V148H241ZM16 150V149H15ZM72 150H74V149H72ZM83 150V149H82ZM100 150V149H99ZM98 150V151H99ZM129 149L127 148V151H128ZM133 150H131V151H133ZM136 150V149H135ZM138 150H139V148H138ZM148 150V149H147ZM154 150H155V148H154ZM160 150V149H159ZM181 150V149H180ZM184 150V149H183ZM186 150V149H185ZM189 151H191L192 152V150H190V149H188ZM199 150H201V149H199ZM205 150V149H204ZM213 150V149H212ZM221 150V149H220ZM219 150V151H220ZM223 150V149H222ZM230 150V149H229ZM233 150V149H232ZM22 151V150H21ZM29 151V150H28ZM30 151V152H31ZM66 151V150H65ZM86 151V150H85ZM193 151H195L194 149H193ZM203 151V150H202ZM211 151V150H210ZM231 151V150H230ZM235 151H237L236 149H235ZM239 151V150H238ZM20 152V151H19ZM54 152V151H53ZM67 152V151H66ZM82 152H84V151H82ZM135 152H137V150L135 151ZM141 152V151H140ZM151 152V151H150ZM154 152V151H153ZM168 152V151H167ZM187 152V151H186ZM205 152H206V150H205ZM215 152V151H214ZM222 151H220V153H221ZM234 152V151H233ZM25 153V152H24ZM41 153V152H40ZM65 153V152H64ZM78 153V155H79V152H77ZM77 153H75L74 152V154H77ZM99 153V152H98ZM109 153V152H108ZM126 153V152H125ZM145 154H146V152H144ZM166 153V152H165ZM171 153V152H170ZM183 153V152H182ZM185 153V152H184ZM193 153H196V152H193ZM197 153H200V152H197ZM216 153H217V150H216ZM222 153H224V152H222ZM230 153V152H229ZM236 153V152H235ZM234 153V154H235ZM16 154V153H15ZM19 154V153H18ZM21 154V153H20ZM36 154V153H35ZM60 154V153H59ZM85 154H86V152H85ZM91 154V153H90ZM148 154H149V152H148ZM159 154H160V152H159ZM162 154H164V153H162ZM168 154V153H167ZM175 154H176V152H175ZM190 154V153H189ZM188 154V155H189ZM206 154V153H205ZM225 154V153H224ZM226 154H228V153H226ZM239 154V153H238ZM8 155V154H7ZM23 155V154H22ZM40 155V154H39ZM38 155V156H39ZM48 155V154H47ZM70 155H71V153H70ZM114 155H115V153H114ZM126 155V154H125ZM133 155V154H132ZM135 155V154H134ZM137 155H140V154H137ZM185 155V154H184ZM188 155L186 156L187 158H188ZM211 155V154H210ZM215 155H218V154H215ZM214 155V156H215ZM220 155H222V154H220ZM9 156V155H8ZM24 156V155H23ZM30 156V155H29ZM28 156V157H29ZM42 156V155H41ZM58 156V155H57ZM60 156V155H59ZM65 156V155H64ZM74 156V155H73ZM76 156V155H75ZM145 156V155H144ZM160 156H161V154H160ZM163 156V155H162ZM165 156V155H164ZM169 156H171V155H169ZM168 156V157H169ZM181 156H183V155H181ZM193 156V155H192ZM202 156H203V154H202V152H201V157L200 158H202ZM214 156H212V157H214ZM233 156V155H232ZM26 156H24V158H25ZM45 157V156H44ZM43 157V158H44ZM51 157V155L49 156V158ZM66 157V156H65ZM71 157V156H70ZM101 157V156H100ZM132 157V156H131ZM152 157V156H151ZM167 157V156H166ZM178 157V156H177ZM180 157V156H179ZM199 157V156H198ZM210 157V156H209ZM226 157H228V156H226ZM234 157V156H233ZM235 157L237 158V155L235 154ZM21 158V157H20ZM31 158V157H30ZM29 158V159H30ZM35 158H36V156H35ZM52 158V157H51ZM57 158V157H56ZM72 158V157H71ZM94 158V157H93ZM114 158V157H113ZM124 158V157H123ZM126 158V157H125ZM124 158V159H125ZM133 158V157H132ZM137 158V157H136ZM141 158V157H140ZM160 158V157H159ZM163 158V157H162ZM162 158H160L161 159V161L163 160ZM170 158V157H169ZM168 158V159H169ZM171 158H173V157H171ZM219 158H220V156H219ZM219 158H218V160H219ZM229 158V157H228ZM5 159V158H4ZM8 159H10V157L8 158ZM28 159V158H27ZM38 159V158H37ZM40 159V158H39ZM46 159V158H45ZM48 159V158H47ZM61 159V158H60ZM63 159V158H62ZM61 159V164L65 161H63ZM78 159H80V158H78ZM115 159V158H114ZM147 159H148V156H147ZM154 159V158H153ZM152 159V160H153ZM158 159V158H157ZM179 159V158H178ZM195 159H197L196 157H195ZM204 159V157L202 158V161L203 162H205V163H207L206 161H204L203 160ZM207 159H209V158H207ZM222 159H225V157H223ZM16 160V159H15ZM25 160V159H24ZM68 160V159H67ZM77 160V159H76ZM76 160H74V161H76ZM89 160V159H88ZM92 160V159H91ZM116 160H117V157H116ZM119 160V159H118ZM138 160H139V157H138ZM144 160H146V159H144ZM151 160V161H152ZM159 160V159H158ZM186 160V159H185ZM210 160H212V158L210 159ZM213 160H214V158H213ZM217 160V159H216ZM216 160H214V161H216ZM227 160V159H226ZM225 160V161H226ZM231 160H233V159H231ZM240 160V159H239ZM245 160V159H244ZM243 160V161H244ZM5 161V160H4ZM3 161V162H4ZM18 161V160H17ZM40 161V160H39ZM52 161V160H51ZM72 161V160H71ZM86 160H84V162H85ZM140 161V160H139ZM143 161V160H142ZM142 161L141 162H139V163H142ZM167 161V160H166ZM188 161H190V160H188ZM191 161H192V159H191ZM209 161V160H208ZM221 161V160H220ZM223 161V160H222ZM235 161H236V159H235ZM242 161V162H243ZM9 162H10V160H9ZM20 162V161H19ZM18 162V163H19ZM54 164H55V162L54 161H52ZM69 162V161H68ZM77 162V161H76ZM75 162V163H76ZM80 162H82V161H80ZM88 162V161H87ZM104 162V161H103ZM116 162H118V161H116ZM115 162V163H116ZM122 162V161H121ZM135 162H137V161H135ZM146 162V161H145ZM173 162V161H172ZM178 163L177 164H179V163H181L182 162V159H181V162H179V161H177ZM193 162V161H192ZM197 162V161H196ZM213 162V161H212ZM218 162V161H217ZM232 162V161H231ZM237 162H238V160H237ZM236 162V163H237ZM241 162V163H242ZM264 162V161H263ZM1 163H2V161H1ZM40 163H41V161H40ZM50 163V162H49ZM57 163H58V161H57ZM130 163V162H129ZM131 163H133V162H131ZM130 163V164H131ZM149 163H151L152 164V162H148V164ZM162 162H160V164H161ZM166 163V162H165ZM186 163V162H185ZM188 163V162H187ZM200 163V162H199ZM208 163H210V162H208ZM16 164V163H15ZM39 164V163H38ZM82 164H84V163H82ZM106 165H107V163H105ZM112 164V163H111ZM124 164V163H123ZM134 164V163H133ZM145 164V163H144ZM154 164V163H153ZM170 164V163H169ZM189 164H191V162L189 163ZM193 164V163H192ZM198 164V163H197ZM196 164V165H197ZM214 164V163H213ZM224 164L225 163H223V164H220L219 163V165H222V166H224ZM231 164V163H230ZM232 164H233V162H232ZM238 164V163H237ZM245 164H246V162H245ZM264 164V163H263ZM19 165V164H18ZM17 165V166H18ZM52 165V164H51ZM64 165V164H63ZM71 165V164H70ZM88 165V164H87ZM132 165V164H131ZM137 165H139L138 163H137ZM163 165V164H162ZM168 165V164H167ZM175 165V164H174ZM180 165V164H179ZM195 165V164H194ZM205 165V164H204ZM208 165V164H207ZM210 165V164H209ZM212 165V164H211ZM217 165V164H216ZM249 165V164H248ZM255 165V164H254ZM262 165V164H261ZM30 166V165H29ZM34 166V165H33ZM39 166V165H38ZM44 166V165H43ZM58 166H59V164H58ZM58 166H54V169H55V167L58 169L59 167ZM62 166V165H61ZM60 166V171H61V167ZM72 166V165H71ZM115 166H116V164H115ZM125 166H127L126 164H125ZM136 166V165H135ZM153 166V165H152ZM152 166H150V167H152ZM185 166H187V165H185ZM222 166H220V167H222ZM227 166V165H226ZM231 166V165H230ZM229 166V167H230ZM237 166V165H236ZM236 166H234V168L236 167ZM243 166H245V165H243ZM264 166V165H263ZM3 167V166H2ZM2 167L0 168V221H2V223H0V264H264V200H262V201H259L258 202V200H255L256 198H252V197H250V195L251 194H249V197L251 198L250 199V201H249V203L250 204H252V208L254 209V212L253 211H249L250 213L252 212L253 214L252 215H247V213H246V215L249 217V219H247L246 221H245V225L244 224H241L240 223V219H238V217H239V215H238V217H237V214H238V212L237 213H235L236 212V209L235 208H238L240 205H241V203H242V197H244L245 196V194L243 193V190L241 189V186H242V184L243 183H241V186L239 187V186H234L233 184L235 183L236 184V182H237V178L235 179L236 181L234 182V183H232L231 182V179H230V181H228V180H224V181H222V179H221V181H212V182H210V183H207V184H205L204 182H202L201 180H189L188 178H189V176L188 175H190V174H188L187 176H188V180L186 181V183L185 184H183V186L182 185H174L173 183H172V187L170 188L171 189V191H170V199H172L173 201H174V203H178V205H179V208H181V209H183L184 210V212H183V215L185 214V217L189 220V221H191V219H190V217L187 215V214H189V215H193V213H194V215H201L202 216V218H203V220L206 222V221H208V218H207V211L206 210H204V207L202 208V206L200 205V204H202V202H201V198H217L218 200H219V198L221 199V201L223 200V203H224V209L223 210H225L223 213H222V217H221V219H219V217L217 218L218 219V221H216L215 222V231H214V233H213V236L211 237L212 238V242H211V244H209V246H206V247H201V246H193V249H192V252H191V254H190V256H186L185 254H180V255H178V254H176L175 253V248L173 249L172 248V246H171V244H169L170 243V239H169V237L167 238L165 235V233H164V231H168L167 229L168 228H166L165 226H163V228H159V230L160 229H162L160 232H163V237H161V236H157V239H155V238H152L149 242H148V244L144 241V239H142V236L143 235H141V233H140V231H139V227H140V224L138 223V222H136L137 220H134V218H130L127 222H123V224H120V225H117V221L116 220H114L115 221V223H116V225H114V224H112L111 223V225H110V227L108 228V230H107V232L105 233V236H103L102 238H101V234L99 235L100 236V239L99 238H97L98 239V241H93V239H92V241L93 242H89L88 244H86L85 246H84V248H83V250L81 249V252H79V253H77L75 250L74 251H70V253H66L65 254V252H67L68 250H69V248L67 249V250H65L64 251V256L61 258V257H58L57 255H55V254H53V252H51V250H46V251H41V250H37L36 249V245H34V243H33V237L32 236H34L33 234L34 233H32L31 232V230H30V228H28V227H30L31 225L29 224L30 223V220H31V218H32V215L31 214H33L32 213V211H31V208L28 206V203H27V201L29 200V199H26L25 200V198H26V195H25V197H23L24 198V200L26 201V202H24V200H23V198H18V197H14L13 195H10V193L11 192H8L9 191V189L7 188V185H8V183H10L11 184V182H9V180L7 179V178H9V177H6V173H5V171L7 170H5V171H3V169H2ZM31 167V166H30ZM48 167V166H47ZM107 167V166H106ZM110 167V166H109ZM122 167H123V165H122ZM143 167V166H142ZM160 167V166H159ZM166 167V166H165ZM170 167V166H169ZM171 167H172V165H171ZM176 167V166H175ZM189 167H191V166H189ZM193 167V166H192ZM198 168H199V166H197ZM201 167V166H200ZM213 167H215L216 168V166H213ZM219 167V166H218ZM228 166L227 167H225L224 166V168H229ZM233 167V166H232ZM250 167V166H249ZM6 168H7V166H6ZM19 168V167H18ZM33 168V167H32ZM39 168V167H38ZM49 168V167H48ZM69 168V167H68ZM67 168V169H68ZM74 168H76V167H74ZM111 168V167H110ZM164 168V167H163ZM180 168V167H179ZM184 168H186V167H184ZM193 168H195V166L193 167ZM207 168V167H206ZM208 168H209V166H208ZM208 168H207V170H208ZM211 168V167H210ZM242 168H244V167H242ZM2 169V170H1ZM34 169H35V166H34ZM58 169V170H59ZM77 170H78V168H76ZM87 169H89V167L87 168ZM97 169V168H96ZM99 169V168H98ZM98 169H97V171H98ZM114 169H116V168H114ZM121 169V168H120ZM149 169V168H148ZM165 169V168H164ZM164 169L163 170H161V171H164ZM226 169H222V170H226ZM250 169H251V167H250ZM16 170V168H14V171ZM31 170V169H30ZM40 170V169H39ZM45 170H46V168H45ZM49 170V169H48ZM52 170V169H51ZM55 171V170H52V171H50V172H52L51 173V176H52V179H55V181H56V179H57V184H53L51 187H50V192H52L51 193V201H56V202H59V204H61V205H66L67 204V202L74 196V194L76 193V191H77V186H78V184H79V182H78V180L76 179L77 178V173L75 172V170L71 167L70 169H68L69 170V173L71 174V176H72V178H73V180H67V179H62V178H60V176H61V174H60V172L59 171ZM63 170V169H62ZM76 170V171H77ZM93 170V169H92ZM105 170H107V168L105 169ZM133 170V169H132ZM160 170V169H159ZM167 170V169H166ZM168 170H170L169 168H168ZM176 170H178V169H176ZM182 170V169H181ZM180 170V171H181ZM186 170V169H185ZM184 170V171H185ZM189 170V169H188ZM191 170V172H194V170L192 171V169H190ZM217 170H220V169H217ZM221 170V171H222ZM228 170V169H227ZM232 170V169H231ZM255 170H258L259 171V169L258 168H256ZM9 171V170H8ZM13 171V172H14ZM21 171H23V170H21ZM20 171V172H21ZM32 171V170H31ZM67 171V170H66ZM91 171V170H90ZM90 171H89V173H90ZM104 171V170H103ZM117 171V170H116ZM118 171H119V169H118ZM128 171H131V170H128ZM134 171V170H133ZM140 171V170H139ZM154 171V170H153ZM183 171V170H182ZM184 171L183 172H181V173H184ZM187 171V170H186ZM195 171H196V169H195ZM199 171H200V169L198 170V173H199ZM212 171V170H211ZM214 171V170H213ZM247 171V170H246ZM250 171V170H249ZM251 171H253V170H251ZM264 171V170H263ZM24 172V171H23ZM81 172H82V170H81ZM84 172V171H83ZM93 172V171H92ZM94 172H95V170H94ZM110 172V171H109ZM113 172V171H112ZM125 172V171H124ZM123 172V173H124ZM158 172V171H157ZM174 172H176L175 170H174ZM197 172V171H196ZM209 172V171H208ZM215 172V171H214ZM218 172V171H217ZM224 172V171H223ZM222 172V173H223ZM227 172H230V171H227ZM227 172H226V174H227ZM233 172V171H232ZM22 173V172H21ZM64 173V172H63ZM80 173V172H79ZM85 173V172H84ZM87 173V172H86ZM85 173V174H86ZM97 173V172H96ZM99 173H100V171H99ZM106 173V172H105ZM118 173V172H117ZM116 173V174H117ZM120 173V172H119ZM131 173V172H130ZM195 173V172H194ZM198 173H195V174H197L196 176H198ZM201 174H202V172H200ZM205 173V172H204ZM207 173V172H206ZM247 173V172H246ZM254 173V172H253ZM32 174V173H31ZM98 174V173H97ZM96 174V175H97ZM102 174V173H101ZM101 174H99V175H101ZM148 174V173H147ZM158 174V173H157ZM159 174H161L160 172H159ZM158 174V175H159ZM162 174H163V172H162ZM161 174V175H162ZM165 174H166V172H165ZM171 174H173V172L171 173ZM177 174H180L179 172L177 173ZM193 173H191V175H192ZM200 174V175H201ZM217 174H219V172L217 173ZM224 174H225V172H224ZM223 174V177H225L226 176V174L224 175ZM233 174H234V172H233ZM245 174V173H244ZM250 174V173H249ZM258 174V173H257ZM263 174H264V172H263ZM9 175H11L10 173H9ZM15 175V174H14ZM27 175V174H26ZM35 175V174H34ZM39 175V174H38ZM82 176H83V174H81ZM119 175V174H118ZM122 175V174H121ZM121 175H120V177H121ZM128 175V174H127ZM140 175V174H139ZM138 175V176H139ZM167 175V174H166ZM182 175V174H181ZM186 175V174H185ZM209 175H212V174H209ZM236 175V174H235ZM250 175H252V173L250 174ZM261 175H262V173H261ZM16 176V175H15ZM20 176V175H19ZM42 176V175H41ZM65 176H67V175H65ZM102 176H104V175H102ZM107 176H108V174H107ZM129 176V175H128ZM157 176V175H156ZM169 176V175H168ZM194 176V175H193ZM206 175H204V177H205ZM208 176V175H207ZM213 176H214V174H213ZM220 176V175H219ZM218 176V177H219ZM230 175H228V177H229ZM255 176H256V174H255ZM14 177V176H13ZM13 177H12V179H13ZM32 177V176H31ZM84 177V176H83ZM86 177V176H85ZM96 177H98L99 178V176H96ZM113 177V176H112ZM115 177H117V175L115 176ZM114 177V178H115ZM154 177V176H153ZM176 177V176H175ZM185 177V176H184ZM203 177V176H202ZM212 177V176H211ZM221 177V176H220ZM251 176H249V178H250ZM260 177V176H259ZM27 178H28V176H27ZM38 178V177H37ZM89 178H92V177H88L87 179H89ZM94 178H95V176H94ZM140 178H142V177H140ZM158 178H160V177H158ZM164 178H165V176H164ZM167 178V177H166ZM194 178V177H193ZM207 178V177H206ZM213 178H217L216 176H214ZM234 178V177H233ZM232 178V179H233ZM256 178H257V176H256ZM11 179V181H13ZM19 179V178H18ZM21 179V178H20ZM46 179H47V177H46ZM51 179V178H50ZM70 179V178H69ZM84 179V178H83ZM93 179V178H92ZM100 179V178H99ZM104 179V178H103ZM110 179H111V177H110ZM127 179H129V178H127ZM132 179V178H131ZM155 179V178H154ZM153 179V180H154ZM177 179V178H176ZM184 179V178H183ZM210 179V178H209ZM218 179V178H217ZM223 179H225V178H223ZM229 179V178H228ZM252 179V178H251ZM254 179V178H253ZM258 179V178H257ZM15 180V179H14ZM16 180H17V178H16ZM16 180H15V183H16ZM35 181H36V179H34ZM81 180V179H80ZM86 180V179H85ZM84 180V181H85ZM95 180V179H94ZM97 180V179H96ZM95 180V181H96ZM112 180H114L113 178H112ZM134 180V179H133ZM207 180V179H206ZM247 180V179H246ZM249 180V179H248ZM256 180V179H255ZM259 180V179H258ZM18 181V180H17ZM21 181H23L22 179H21ZM34 181V182H35ZM83 181V180H82ZM101 183L103 184V180L101 179ZM119 181H120V179H119ZM162 181V180H161ZM185 181V180H184ZM210 181H211V179H210ZM262 181V180H261ZM25 182V181H24ZM23 182V183H24ZM49 182H50V180H49ZM88 182V181H87ZM93 182V181H92ZM91 182V183H92ZM97 182V181H96ZM95 182V183H96ZM144 182V181H143ZM154 182V181H153ZM181 182H183V181H181ZM253 182V181H252ZM256 182V181H255ZM14 183V182H13ZM40 183V182H39ZM54 183V182H53ZM62 185H61V184ZM90 183V184H91ZM94 183V182H93ZM94 183V184H95ZM97 183H99V182H97ZM108 183V182H107ZM111 183H113V182H111ZM142 183V182H141ZM165 183H167V182H165ZM178 183V182H177ZM180 183V182H179ZM250 183V182H249ZM258 182H256V184H257ZM16 184H18V182L16 183ZM27 184V183H26ZM26 184H24L25 186H26ZM32 184V183H31ZM41 184V183H40ZM46 184V183H45ZM48 184V183H47ZM52 184V183H51ZM87 184V183H86ZM104 184H105V180H104ZM117 184V183H116ZM164 184V183H163ZM259 184H260V186H261V183H258V186H259ZM23 185V184H22ZM60 185V186H59ZM81 185H82V183H81ZM85 185V184H84ZM84 185H82L83 187H84ZM89 185V184H88ZM106 185V184H105ZM119 185V184H118ZM117 185V186H118ZM147 185H148V183H147ZM151 186H152V184H150ZM158 185H161L160 183L158 184ZM157 185V186H158ZM169 185V184H168ZM250 185H251V183H250ZM253 185V184H252ZM255 185V184H254ZM12 186H13V184H12ZM17 186V185H16ZM29 186H30V184H29ZM80 186V185H79ZM79 186H78V188H79ZM89 186H92V185H89ZM97 186V185H96ZM96 186H94L95 188H97ZM116 186V185H115ZM137 186V185H136ZM150 186V187H151ZM244 187H245V185H243ZM256 187H257V185H255ZM254 186V187H255ZM262 186H263V183H262ZM11 187V186H10ZM20 187H22V186H20ZM20 187H17V188H20ZM24 187V186H23ZM32 187V186H31ZM81 187V186H80ZM83 187H82V189H83ZM101 187H104V186H101ZM130 187V186H129ZM160 187V186H159ZM159 187H156V189L157 188H159ZM247 187V186H246ZM251 187V186H250ZM13 188V187H12ZM17 188L15 187V189H16V191H17ZM41 188V187H40ZM88 188V187H87ZM91 189H92V187H90ZM95 188H93L92 190H96ZM105 188H106V186H105ZM118 188V187H117ZM120 188V187H119ZM153 188V187H152ZM252 188V187H251ZM259 188V187H258ZM264 188V187H263ZM25 189V188H24ZM24 189L23 190H21V191H24ZM29 188H27V190H28ZM48 189V188H47ZM85 189V188H84ZM89 189V188H88ZM99 189V188H98ZM108 189V188H107ZM107 189H105L106 191H107ZM110 189V188H109ZM112 189V188H111ZM123 189H127V187L126 188H123ZM154 189L155 188H153V191H154ZM161 189V188H160ZM163 189V188H162ZM255 189V188H254ZM13 190V189H12ZM26 190V191H27ZM36 190H37V187H36ZM36 190L34 191V193H36ZM44 190V189H43ZM130 190V189H129ZM133 190V189H132ZM164 190V189H163ZM162 190V191H163ZM245 190V189H244ZM257 190V189H256ZM18 191H19V189H18ZM86 192H87V190H85ZM89 191V190H88ZM101 191V190H100ZM109 191V190H108ZM112 191V190H111ZM110 191V192H111ZM158 192H159V190H157ZM248 191V190H247ZM14 192V191H13ZM40 192V191H39ZM38 192V193H39ZM80 192V191H79ZM81 192H82V190H81ZM80 192V193H81ZM86 192H84L83 191V193H81V195L82 194H84V193H86ZM96 192V191H95ZM115 192V191H114ZM119 192V191H118ZM122 192V191H121ZM136 192V191H135ZM263 192L264 191H262V194H263ZM29 193V192H28ZM31 193V192H30ZM92 193V192H91ZM91 193H89L90 195H92ZM109 193V192H108ZM124 193V192H123ZM126 193V192H125ZM129 193V192H128ZM136 193H138V190H137V192ZM250 193H251V191H250ZM254 193V192H253ZM256 193V192H255ZM258 193V192H257ZM13 194V193H12ZM22 194H23V192H22ZM25 194H27V193H25ZM32 195H34L33 193H31ZM30 194V195H31ZM46 194V193H45ZM49 194V193H48ZM76 194H78V193H76ZM96 194V193H95ZM94 194V195H95ZM97 194H100L99 193V191H98V193ZM143 194V193H142ZM160 194H161V192H160ZM167 194V193H166ZM38 195V194H37ZM80 195V194H79ZM86 195V194H85ZM88 196V197H91V196ZM108 195V194H107ZM110 195V194H109ZM115 194H113V197H115L114 196ZM119 195V194H118ZM124 195V194H123ZM140 195V194H139ZM244 195V196H243ZM28 196V195H27ZM87 196V195H86ZM111 196V195H110ZM126 196V195H125ZM164 196V195H163ZM258 196V195H257ZM261 196V195H260ZM10 197H12V198H10ZM31 197V196H30ZM33 197V196H32ZM40 197V196H39ZM47 197V195L45 196V198ZM77 197V196H76ZM88 197H87V199H88ZM92 197H94V196H92ZM100 197H102V196H100ZM105 197V196H104ZM106 197H108V196H106ZM105 197V198H106ZM112 197V198H113ZM122 197V196H121ZM127 197V196H126ZM133 197V196H132ZM138 198L136 199V202H137V204H139L140 203V205L142 206V205H144L143 203H145L146 205H147V203H149L150 201H151V199H150V194H149V196L148 195H146L145 193L143 194V196H137ZM44 198V199H45ZM80 198V197H79ZM96 198H97V196H96ZM136 198V197H135ZM152 198V197H151ZM160 199H163L162 198V195H161V197H159ZM246 198H247V196H246ZM30 199H32V198H30ZM42 199V198H41ZM83 201H85L84 199H86V197L84 196L83 198ZM98 199V198H97ZM115 199H117V198H115ZM114 199V200H115ZM134 199V198H133ZM159 199V200H160ZM36 200V199H35ZM47 200V199H46ZM72 200V199H71ZM75 200V198L73 199V202H75L74 201ZM81 200V199H80ZM126 200V199H125ZM124 200V201H125ZM216 200V199H215ZM30 201V200H29ZM41 201V200H40ZM79 201V200H78ZM97 201V200H96ZM111 201V200H110ZM131 201V200H130ZM133 201V200H132ZM161 201V200H160ZM167 201V200H166ZM220 201V200H219ZM220 201V202H221ZM33 202H35V201H33ZM32 202V203H33ZM38 202V201H37ZM44 202V201H43ZM90 202V201H89ZM91 202H94V200L92 199V201ZM135 202V203H136ZM155 202H156V200H155ZM244 202V201H243ZM36 203V202H35ZM34 203V204H35ZM44 203H46V202H44ZM69 203H71V202H69ZM68 203V204H69ZM84 203V202H83ZM88 203V202H87ZM126 203V202H125ZM163 203V202H162ZM37 204V203H36ZM36 204H35V206L34 207H36ZM42 203H40V205H41ZM56 204V203H55ZM85 204V203H84ZM101 204V203H100ZM105 205H104V207L106 206V204H107V202H105L104 203ZM136 204V206L137 207H139L138 205ZM154 204V203H153ZM216 204V203H215ZM222 203H220V205H221ZM72 205H74V204H72ZM83 205V204H82ZM94 205H95V203H94ZM101 205H103V204H101ZM116 205V204H115ZM125 205V204H124ZM150 205H152V203H150ZM149 205V206H150ZM157 205V204H156ZM165 206V204H162V206ZM175 205V204H174ZM32 206V205H31ZM52 206H54L53 204H52ZM60 206V205H59ZM68 206V205H67ZM70 206H71V204H70ZM86 206H87V204H86ZM89 206H91L92 207V204L91 205H89ZM99 206V205H98ZM110 206H112V205H110ZM132 206V205H131ZM131 206H130V208H131ZM140 206V207H141ZM154 206V205H153ZM161 206V205H160ZM159 206V207H160ZM222 206V205H221ZM33 207V208H34ZM77 207V206H76ZM79 208H80V206H78ZM83 207V206H82ZM81 207V208H82ZM103 207V208H104ZM107 207V206H106ZM136 207V208H137ZM139 207V208H140ZM157 207V206H156ZM158 207V208H159ZM177 207V206H176ZM40 208V207H39ZM42 208V210H43V207H41ZM47 208V207H46ZM46 208H44L45 210H46ZM57 208V207H56ZM61 208H63L62 206H61ZM67 208V207H66ZM73 208H75L74 206H73ZM72 208V209H73ZM80 208V209H81ZM87 208H89V207H87ZM93 208H95V207H93ZM125 208V207H124ZM146 209H148L147 207H145ZM173 208V207H172ZM222 208V207H221ZM19 209H23L24 211V215L27 217V218H24V215H22V213H20L19 212ZM79 209V210H80ZM83 209V208H82ZM96 209V208H95ZM109 209H110V207H109ZM108 209V210H109ZM115 209V208H114ZM138 209V208H137ZM150 209V208H149ZM162 209V208H161ZM242 209L244 210L245 208H243L242 207ZM247 209V208H246ZM36 210V209H35ZM42 210H40L39 209V211H42ZM67 210H68V208H67ZM71 210V209H70ZM84 210V209H83ZM82 210V211H83ZM92 210V209H91ZM102 209H100L99 210V212L101 211ZM105 210H106V208H105ZM113 210V209H112ZM123 210V209H122ZM132 210H134V209H131V211ZM139 210V209H138ZM137 210V211H138ZM141 210V209H140ZM155 210H156V208H155ZM238 210V209H237ZM242 210V211H243ZM248 210V209H247ZM247 210H245V211H247ZM76 211H77V209H76ZM84 211H86V210H84ZM88 211V210H87ZM111 211V210H110ZM110 211H109V213H110ZM128 211V210H127ZM136 211V210H135ZM134 211V212H135ZM161 211V210H160ZM173 211V210H172ZM45 212V211H44ZM70 212V211H69ZM91 212V211H90ZM98 212V213H99ZM104 212V211H103ZM116 212V211H115ZM133 212V213H134ZM162 212H164L163 210H162ZM170 211H168V213H169ZM180 212H181V210H180ZM37 213V212H36ZM36 213H34V215H36ZM43 213V212H42ZM66 213V212H65ZM76 213V212H75ZM75 213H74V215H75ZM95 213V212H94ZM112 213V212H111ZM110 213V214H111ZM235 213V214H234ZM242 213V212H241ZM240 213V214H241ZM27 214V215H26ZM39 214V213H38ZM45 214V213H44ZM73 214V213H72ZM71 214V215H72ZM77 214H78V212H77ZM86 213H84V215H85ZM100 214V213H99ZM99 214H97V216L99 215ZM107 214V213H106ZM113 214V213H112ZM128 214V213H127ZM132 214V213H131ZM139 214V213H138ZM172 214V213H171ZM173 214H175V213H173ZM88 215H90L91 216V214H88ZM92 215H93V213H92ZM108 215V214H107ZM137 215V214H136ZM150 215H151V213H150ZM153 215H156V214H153ZM152 215V216H153ZM163 216H164V214H162ZM162 215H160L159 217H162ZM168 215V214H167ZM206 215V216H205ZM242 215V214H241ZM240 215V216H241ZM245 215V216H246ZM40 216V215H39ZM69 216H70V214H69ZM78 216V215H77ZM76 216V217H77ZM80 216V215H79ZM78 216V217H79ZM97 216H96V218H97ZM105 216V215H104ZM120 216V215H119ZM125 216H127V215H125ZM129 216V215H128ZM132 216V215H131ZM156 216H158V215H156ZM155 216V217H156ZM169 216V215H168ZM168 216H166V218L168 217ZM177 216V215H176ZM251 216V217H250ZM63 217V216H62ZM77 217V218H78ZM86 217V216H85ZM100 216H98V218H99ZM103 217V216H102ZM111 217V216H110ZM109 217V218H110ZM121 217V216H120ZM130 217V216H129ZM140 217V216H139ZM147 217H149V216H147ZM147 217H145V218H147ZM174 217V216H173ZM194 217V216H193ZM35 217H33V219H34ZM38 218V217H37ZM81 218V217H80ZM80 218H78V219H80ZM82 218H84V217H82ZM92 218H94V217H91L90 219H92ZM118 218V217H117ZM177 218V217H176ZM175 217H174V219H176ZM241 218H242V216H241ZM245 218H247V217H245ZM245 218H243V219H245ZM85 220H86V218H84ZM107 219V218H106ZM112 219V218H111ZM114 219V218H113ZM113 219L111 220V221H113ZM141 219V218H140ZM149 219H151L150 217H149ZM152 219H153V217H152ZM157 219V218H156ZM155 219V220H156ZM163 218H161V220H162ZM42 220V219H41ZM64 220V219H63ZM103 220H105L104 219V217H103ZM109 220V219H108ZM120 220V219H119ZM142 220V219H141ZM167 220H169V219H167ZM177 220V219H176ZM187 220V221H188ZM33 221V220H32ZM38 221V220H37ZM72 221V220H71ZM71 221H69V222H71ZM78 221V220H77ZM89 220L87 219V222H88ZM95 222H96V220H94ZM98 221V220H97ZM100 221H102V220H100ZM123 221V220H122ZM140 221V220H139ZM154 221V220H153ZM159 221H160V219H159ZM170 221V220H169ZM173 221V220H172ZM171 221V222H172ZM181 221H183V220H180L179 222L181 223ZM186 221V220H185ZM82 222H83V220H82ZM90 222H92L91 220H90ZM105 222V221H104ZM141 222V221H140ZM151 222V221H150ZM158 222V221H157ZM168 222V221H167ZM171 222H169V223H171ZM176 222V221H175ZM178 222V223H179ZM200 222V221H199ZM35 222H33V224H34ZM37 223V222H36ZM35 223V224H36ZM72 223H74V222H72ZM97 223H99V221L97 222ZM161 223V222H160ZM165 223H166V221H165ZM172 223H174V222H172ZM171 223V224H172ZM32 224V223H31ZM152 224V223H151ZM175 224V223H174ZM186 224V223H185ZM201 224V223H200ZM209 224V223H208ZM68 225V224H67ZM70 225V224H69ZM74 225H75V223H74ZM84 225V224H83ZM89 225V224H88ZM95 225H96V223H95ZM94 225V226H95ZM144 224H142V226H143ZM166 225H168V224H166ZM180 225V224H179ZM78 226V225H77ZM87 226V225H86ZM85 226V227H86ZM106 226H107V224H106ZM109 226V225H108ZM141 226V227H142ZM147 226V225H146ZM169 226H172V225H169ZM209 226V225H208ZM53 227V226H52ZM74 227V226H73ZM72 226H71V228H73ZM102 227H103V225H102ZM101 227V228H102ZM152 227H153V225H152ZM156 227V226H155ZM194 227V226H193ZM192 227V228H193ZM32 228V227H31ZM79 228V227H78ZM95 228V227H94ZM99 228V227H98ZM100 228V229H101ZM104 228V227H103ZM149 228H151V227H149ZM200 228V227H199ZM28 229V230H27ZM99 229V230H100ZM174 229H177V228H175L174 227ZM33 230H35V227H34V229ZM36 230H37V228H36ZM52 230V229H51ZM74 230H76L75 228H74ZM79 230V229H78ZM86 229H84V231H85ZM88 230V229H87ZM90 230H94L95 231V229H91L90 228ZM96 230H97V228H96ZM105 230H106V228H105ZM142 230H144L143 228H142ZM146 230V229H145ZM149 230H151V229H149ZM148 230V231H149ZM155 230H157V229H155ZM179 230H181V229H179ZM179 230L177 231V232H179ZM185 230V229H184ZM184 230H182V231H184ZM192 230V229H191ZM203 230V229H202ZM41 231V230H40ZM72 231V230H71ZM77 231V230H76ZM80 231V230H79ZM83 230H82V232H84ZM94 231H92V232H94ZM101 231V230H100ZM103 231H104V229H103ZM102 231V232H103ZM174 231V230H173ZM193 231V230H192ZM195 231V230H194ZM204 231V230H203ZM54 232V231H53ZM87 232V231H86ZM101 232V233H102ZM144 232V231H143ZM171 232V234L173 233V234H175L176 232H172V231H170ZM185 232V231H184ZM183 232V233H184ZM186 232H187V235H188V237L190 238L191 236V234L190 233H192V232H189V230H188V227H186ZM41 233V232H40ZM58 233V232H57ZM85 233V232H84ZM181 233V232H180ZM196 233V232H195ZM37 234V233H36ZM53 234V233H52ZM69 234H70V232H69ZM73 234H74V231H73ZM76 234V233H75ZM77 234H79V232H77ZM91 234V233H90ZM94 234V233H93ZM144 234H146V233H144ZM177 234V233H176ZM185 234V233H184ZM41 235H42V233H41ZM40 235V236H41ZM84 236H85V234H83ZM97 235V234H96ZM151 235V234H150ZM153 235H154V231H153ZM179 235V234H178ZM187 235H185V236H187ZM52 236V235H51ZM90 236V235H89ZM94 235H92V237H93ZM172 236V235H171ZM175 236V235H174ZM177 236V235H176ZM175 236V237H176ZM198 236V235H197ZM73 237V236H72ZM77 237V236H76ZM95 237V236H94ZM187 237V239H189ZM32 240H31V239ZM53 238V237H52ZM91 238V237H90ZM150 238V237H149ZM174 238V237H173ZM183 238V237H182ZM186 238V237H185ZM197 238V237H196ZM36 239V238H35ZM58 239H60L61 240V238H58ZM74 239H75V236H74ZM79 239V238H78ZM87 239H89V237L87 238ZM177 239V238H176ZM176 239H174V240H176ZM38 240V239H37ZM36 240V241H37ZM79 240H81V239H79ZM85 240V239H84ZM96 240V239H95ZM141 241L142 243H141V245H139L133 252L130 250V247H133V244L135 243V242H137V241ZM190 241H191V239H189ZM73 241V240H72ZM76 241H77V239H76ZM83 241V240H82ZM180 241V240H179ZM183 241H185V240H183ZM190 241H188V242H190ZM40 242V241H39ZM196 242V241H195ZM61 243V242H60ZM193 243V242H192ZM39 244V243H38ZM79 244V243H78ZM181 244V243H180ZM185 244H187V242L185 243ZM41 245V244H40ZM40 245H38L39 247H41ZM182 245V244H181ZM187 245H189V244H187ZM206 245V244H205ZM37 246V247H38ZM38 247V248H39ZM176 247V246H175ZM183 247V246H182ZM63 248V247H62ZM77 248H79V247H77ZM188 248V247H187ZM45 249V248H44ZM80 249V248H79ZM78 249V251H80ZM181 250H183V249H181ZM73 252V253H72ZM186 252V251H185ZM177 253H179V252H177ZM181 253V252H180Z\"/></svg>",
    "mask_w": 264,
    "mask_h": 264
},
{
    "label": "water",
    "instance_id": "3",
    "mask_svg": "<svg viewBox=\"0 0 264 264\" xmlns=\"http://www.w3.org/2000/svg\"><path fill=\"white\" fill-rule=\"evenodd\" d=\"M58 24H59V23H58ZM55 27H56V25H55ZM11 65H12V64H11ZM11 65H10V66H11Z\"/></svg>",
    "mask_w": 264,
    "mask_h": 264
}]
</instances>
